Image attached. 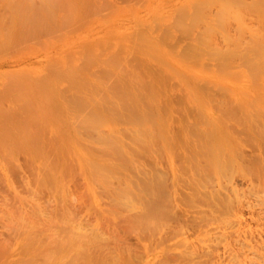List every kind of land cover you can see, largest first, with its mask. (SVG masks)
<instances>
[{
    "label": "bare ground",
    "instance_id": "1",
    "mask_svg": "<svg viewBox=\"0 0 264 264\" xmlns=\"http://www.w3.org/2000/svg\"><path fill=\"white\" fill-rule=\"evenodd\" d=\"M8 1V0H7ZM14 1H17V0H13V2L12 3H10V4H13L12 6H14V4H15V2ZM19 1H21V0H19ZM25 2V4H26V1L27 0H24ZM52 1H54V0H52ZM71 0H66V5L68 6V2H70ZM77 1V0H76ZM75 0H72L71 2H70V4L72 5V8L74 7L75 8V10H77L78 11V9L79 10H81L82 12L80 13L81 14V16H79V11H78V13H77V11H76V13L78 14V16L81 18L82 17V13L84 12V14H85V10H84V5H86V8L87 7H89L88 9H89V11H90V15H91V13L93 14V11H95V9H97V8H93V6L91 7L90 5H89V2L88 1H91V0H86L87 1V4H84L86 1H84V3L82 2L83 0H80V4H84V5H82V7L81 8H79V6H78V8L77 7H75V4L76 3H78V2H76ZM98 1V0H97ZM104 1H106V0H104ZM103 0H102V2H104ZM110 2V0H107L106 2L107 3H109ZM115 1H117V0H114V2ZM120 1V0H119ZM124 1V0H123ZM11 2V1H10ZM23 2V1H22ZM38 2H42L41 0H38ZM48 2L50 3V0H48ZM48 2H47V5H48ZM55 2V1H54ZM54 2H52L53 3V6H51L52 5V3H50L51 5V9H52V7H54ZM56 2H60V1H56ZM72 2H73V4H72ZM74 2H76V3H74ZM101 2V3H102ZM112 2H113V0H112ZM113 2V3H114ZM29 3H30V0H29ZM46 2H43V4H45ZM64 4H65V0H64V2H63ZM107 3H105V5H106V7H100V13L101 14H103V12H106V11H104L103 10V12H101L102 11V9L104 8L105 10H107V12H108V14H111L112 15V7H113V4L111 3H109V4H107ZM9 3H7V5H8ZM20 4H22V3H20ZM20 5V8H22L21 10H20V8H19V10L21 11L20 13L22 14L24 11H23V7H25L26 5ZM63 4V5H64ZM70 4H69V6H70ZM103 4V3H102ZM55 5H58V7L61 9V7L63 6H60V3H55ZM88 5V6H87ZM99 5V4H98ZM97 5V6H98ZM112 5V6H111ZM115 5V4H114ZM6 5H4V7H5ZM10 6L11 5H8V6H6L4 9H10V11H9V9L7 10L6 9V11H7V15H9L10 17L12 16V18L14 17L13 15H12V12L14 13L15 12V10L14 9H16V8H18L17 6H19L18 5V2H16V8L14 7V9L12 8V6H11V8H10ZM29 6H30V4H29ZM32 6V5H31ZM39 6V5H38ZM37 6V7H38ZM41 6V5H40ZM65 6V5H64ZM63 6V7H64ZM26 7H28V4H27V6ZM46 7H48V6H46ZM45 7V8H46ZM58 7H56V9L58 8ZM90 7L91 8H93V9H90ZM41 7H39L38 8V11L39 12H42V11H44L45 9H44V7H42L44 10H42V11H40L41 9H40ZM55 8V7H54ZM77 8V9H76ZM102 8V9H101ZM107 8V9H106ZM115 8V7H114ZM11 9H13V11H11ZM40 9V10H39ZM55 9V10H56ZM59 9V10H60ZM67 9V8H66ZM83 9V10H82ZM19 10H18V12H19ZM25 10V9H24ZM37 10V9H36ZM36 10H32L33 12V16L34 17H36V13H37V11ZM69 10V9H68ZM68 10H64L65 12H64V15L65 14H67V12L66 11H68ZM74 10V11H75ZM92 10V11H91ZM113 10H115V9H113ZM25 11H27V10H25ZM34 11H36V13L34 12ZM52 11V10H51ZM58 11V10H57ZM62 11V10H61ZM70 11V10H69ZM68 11V12H69ZM98 11V10H97ZM16 12H17V10H16ZM31 12V11H30ZM38 12V13H39ZM44 12H47V11H44ZM49 12V11H48ZM53 12H54V9H53ZM106 12V13H107ZM10 13H11V15H10ZM27 12H25V14H26ZM37 13V15H39V16H37V19H38V17H40L41 15H43V13L42 14H38ZM57 13V12H56ZM55 13V14H56ZM59 13V12H58ZM70 13V12H69ZM67 14V17L64 19L65 20V22L66 21H68V23H70L71 21L68 19L67 20V18H68V15H70V14ZM17 14L18 13H16V16H17ZM21 14H18L20 17H22V15ZM52 14V13H51ZM50 14V15H51ZM55 14H53V15H55ZM60 14H62V15H58L59 16V19H61V21H62V17H63V13H60ZM83 14V15H84ZM94 14H95V16H96V13L94 12ZM101 14H99V15H101ZM32 15V14H31ZM46 15H48V17H49V13H47V14H44L43 16H45V17H47ZM73 14H71L70 16L71 17H73L74 19H72V20H76L75 19V17H74V15L72 16ZM104 15H105V13H104ZM26 16V15H25ZM57 16V15H56ZM55 16V17H56ZM62 16V17H61ZM77 16V17H78ZM102 16V15H101ZM107 16H109V18H110V15H107ZM194 16V15H193ZM202 16V15H201ZM204 16V15H203ZM219 16V15H218ZM0 17H2V16H0ZM44 17V18H45ZM47 17V19H49L50 17H51V19L53 18V16H50L49 18ZM90 17H92V16H90ZM102 17H104V16H102ZM153 17H155V15L153 16ZM195 17H196V15H195ZM221 17V16H220ZM18 18V16L17 17H15L14 19L16 20ZM25 17H24V15H23V22H25L26 20V18L24 19ZM79 18V22H82V24H80V25H83V23H84V21H81L82 19L84 20V18L82 17V19H80ZM95 18V17H94ZM98 18H99V16H98ZM109 18H106V19H108V20H110ZM192 18H194V17H192ZM197 18H199V17H197ZM196 18V19H197ZM206 17H204V18H201V19H205ZM216 18H218V17H216ZM223 18V17H222ZM1 19H3V17L2 18H0V20ZM5 19V18H4ZM4 19H3V23L2 22H0V27H1V24H2V27L3 26H8V23H10L9 21H7V20H9V18L7 19V20H5V21H7V25H3L4 24ZM19 19V18H18ZM29 19V18H28ZM31 19V18H30ZM29 19V20H30ZM36 19V18H35ZM34 19V20H35ZM43 19V18H42ZM49 20L48 22L50 23H52V20ZM55 19H57V18H55ZM54 18H53V22H55L54 20H55ZM78 19V18H77ZM100 19H101V17H100ZM25 20V21H24ZM44 20V19H43ZM42 20V21H43ZM58 20V19H57ZM195 20V19H194ZM197 20H199V19H197ZM20 22L22 21V18H21V20H19ZM37 21V20H36ZM59 21V20H58ZM58 21H56V22H58ZM61 21H59V23H60V25H62L61 24ZM78 21V20H77ZM86 21V20H85ZM101 20H99L97 23H105L106 24V21L104 22L103 21V19H102V21L100 22ZM152 21V20H151ZM202 21V20H201ZM32 23H33V21H31ZM45 22H47V21H45ZM55 22V23H56ZM64 21H62V23L64 24L65 23ZM73 22V21H72ZM14 23V22H13ZM12 22L9 24L10 26H8L9 28H11V29H16V30H14V32H12V33H14V34H16L15 32L18 30V28H17V26H18V24L19 23H17V24H13ZM36 23V22H35ZM39 23V22H38ZM37 23V25H39ZM74 23V22H73ZM86 23V22H85ZM84 23V24H85ZM5 24H6V22H5ZM22 24V23H21ZM20 24V25H21ZM30 24V23H29ZM44 24V23H43ZM42 24V22H40V27H41V25L42 26H45L46 27V23H45V25H43ZM77 25V22H75L73 25H72V23L69 25V24H67L69 27L68 28H70L71 27V25H72V27L70 28V29H74V25ZM33 25V24H32ZM75 25V26H76ZM79 25V26H80ZM22 26L24 27L25 26V28H27L26 27V22H25V25H23L22 24ZM30 26V25H29ZM28 26V27H29ZM49 26H52V25H49ZM56 26V25H55ZM63 26V25H62ZM62 26L60 27V28H62ZM79 26H76V27H78L79 29H80V27ZM8 27H6V28H4V29H2V28H0L1 30H0V35H1V32L3 31V30H5L6 31V29L8 28ZM57 27V26H56ZM64 27H66L65 25H64ZM63 27V28H64ZM75 27V29H78V28H76ZM9 28H8V32H10V31H12V30H10L9 31ZM31 28H34V29H37V28H35V26H31ZM60 28H55L56 29V31H58L57 29H59V31H60ZM107 28V27H106ZM43 29H45V28H40V30H42L43 31ZM47 29H48V27H47ZM49 29H51V30H53V31H55L53 28H50L49 27ZM48 29V31H50ZM65 29H67V28H64L63 29V31L65 30ZM31 30V29H30ZM39 30V31H40ZM34 31H36V30H34ZM39 31H38V33H36L35 35H39ZM45 31V30H44ZM43 31V32H44ZM52 31V32H53ZM58 31V32H59ZM69 31V30H68ZM67 31V32H68ZM72 31V30H71ZM71 31H69V32H71ZM76 31V30H75ZM98 31V30H97ZM100 31H102V29L100 30ZM99 31V32H100ZM126 31H128V30H126ZM37 32V31H36ZM41 32V31H40ZM47 32V31H46ZM62 32V31H61ZM74 32V31H73ZM3 34L5 33V32H2ZM12 33H8L6 36H8L9 34H10V36L12 35ZM21 33V32H20ZM50 33H51V31H50ZM43 33V35L45 34V35H47V34H49L48 36H51V34H53V33ZM60 33V32H59ZM2 34V35H3ZM14 34L12 35V38H14V42H16V37H13L14 36ZM18 35H21V34H19V33H17ZM33 34V33H32ZM99 34H101V33H99ZM106 34H108V36H105V37H107L108 38V40H109V43H106V38H104V39H101V37H100V35H99V37H97V38H94L93 39V44H94V46H95V49L93 48L92 50H90V48H88V49H86L85 48V45L83 46L84 47V50H83V52H85V54L82 56H79V57H81V62L79 61V64H78V62H77V64L75 65V64H73L74 63V61L72 60V61H70V63H68L69 65H67V66H69V70L71 69V73L69 72L68 74H67V76L66 77H68V79L67 80H74V78L75 79H78L77 81H80V84H78L79 86L77 87V85L75 86V84H76V81H75V83H74V81H73V83H71V82H66L67 84H69V83H71L73 86H75V88L71 85V84H69V85H67V84H65V85H67V86H69L68 88H67V90L69 91V88H74V90L72 89L71 90V95L73 94V96L74 95H76L75 97H71V99H69V98H67V99H64V98H66L65 96L67 95V94H69V93H60V92H58V93H56L57 95L59 94L60 96H61V98H63L65 101L66 100H68L67 102H74V100H76V102H78V101H80L79 102V106L77 107V108H79L78 110H76V112L74 111H70V109L71 110H74V108H71V106L72 107H74L73 105L75 104V102H74V104L73 105H71L72 103L70 102V108H69V111H67V110H65V111H60V109L59 110H57V112L59 111V113H62V114H64L63 115V121L61 122V123H63V125H65L64 127H67V129H65L64 127H62V125H61V123L59 122V123H56V124H59V126H56V129L57 128H64L66 131H64L63 132V134H58L59 135V137H60V139H62V142H63V145H61L60 143H59V141H61L60 139H53V137H52V139L50 140V138L49 137H47V139H49L50 141H52V142H50V143H53L52 145L50 144L49 146H51V149L53 148V146H55V150L54 149H52V152H50V151H48V152H50V153H52V154H55L56 156L54 157V155H50L49 156V154H48V152L46 151L45 153H46V155H45V157H41L43 154L41 153V155H39L38 154V152H43L44 153V150H47L48 148H49V146H46V147H48V148H43V146L46 144V142H41L39 139L40 138H43V137H40V135H39V139H38V143H37V139H36V137L34 136V135H37L38 136V134L40 133H42V131L43 130H41V129H44L43 127L44 126H46V125H48V124H50V123H48V124H44L43 122H47V120H46V117H45V115H43V111L44 110H41V109H39V107L42 105V107H43V103L42 104H40L39 103V101H40V99H39V97H37L36 95H38V93H39V89H41L42 88V86L41 85H43L44 83H43V81H42V84H41V81H40V83L39 84H41L40 85V88H37V89H35V91H36V95H34V96H36L38 99H39V101L38 102H36V100H35V103L38 105V104H40V106L38 105V108H37V105H36V107H34L32 104V106L34 107V108H37V109H39L41 112H42V114L40 113V119L43 121L42 122V124H44V126L41 128L40 126H39V124L41 123V121L39 122L38 120H36L37 119V117H35V120L33 119V117H28V116H26L27 117V119L24 117V121H23V123L25 122L26 124H24L25 125V127H27V128H25V127H23L24 128V130H23V128H22V126L21 125H16V120H15V123H14V121H10V120H14V119H17L15 116V118H13V113H10V111H12V110H9V114H11L10 116H12V118L9 120V123H7L6 125H10V122L12 123V124H14L13 126H19V128H20V131L21 132H23V131H25L26 129H28L27 130V132H28V134L27 133H25V134H27L28 136H26V137H28V139L29 140H26L25 138L23 139V136H21V132H18V131H16L17 133H18V138H15V140H18L19 141V143L22 141V143L21 144H19V143H17V145H18V147H21L20 145H23L22 146V149H20L21 150V152L25 149V151H23L22 153H24L25 154V152H28V153H26V154H28L29 155V157L28 156H26L25 157V159H27L28 161H31V162H33L34 163V167H32V169L34 170V173H32V170H31V173H32V175H31V173H30V167L29 166H32V164L31 165H28L29 164V162L27 161H25L26 163H27V165L28 166H26L27 168H29V174H28V178L27 177H25V178H23V182H24V186L26 187V189H22V191L23 190H25V192L24 193H22V192H18V189L16 190V187H14L13 185H12V183H11V179H13V178H10L11 177V175H9V171H8V168L5 166L6 165V163L5 162H3L5 159L7 160V158H5L3 161H2V159L0 158V179L1 180H3V182L2 183H4V186L3 187H5L6 189H7V193H9V191H11V194L13 195V198H9V195H10V193H9V195H6V194H1L0 195V213L2 212V214H0V217H1V219L3 220L2 221V228L4 227L5 228V230H4V228H3V230H4V234H8V236H9V238L10 237H12V236H14L12 239H14V238H16V237H18L19 239L20 238H22V239H26V241L27 242H29L28 241V239H32L33 238V240H35L34 239V237H36V240L38 239L37 238V236H39V235H41V234H39V232H40V230L42 231V232H44L43 233V238L41 237V239L42 240H45L46 241V239H49V237H46V236H44L45 235V233H47V232H49V234H51L52 232H50L51 230L49 229L50 227V225L52 224H55L56 226H62V228H60L61 229V231L63 230V226H64V231H66L67 229V231H66V233L64 232V234L65 235H67V232H69V231H72L71 232V234H70V232H69V234H68V236L69 235H74V236H79V237H83L84 238V240H86V238H87V240H93L94 238V240H99V239H102V240H99V241H105V239H109L110 237L111 238H113L112 237V234H114L113 236H115V233H116V238H117V240H118V242H119V237H120V235L119 234H117V228L119 227V223H120V225L122 224L123 225V230L121 229V228H119V230L121 231H125V232H127V228L124 226L125 225V223H127V225L129 224V229H128V232H130L131 233V231L133 232V234L134 235H131V238H134L133 236H136L137 238H140V239H142V237H147L148 238V236H152V235H155L156 236V239H155V237L153 238V240H157L156 242L157 243H155V244H157V246H158V243H162V242H159L160 240H161V238H162V236L164 235L163 234V231H162V235L159 233L160 232V230L161 229H163V226H166L167 224H168V221L170 220H172L173 221V219H170V215L172 216V215H174V209L176 210V211H178L179 212V215L181 214L180 212H182V214H183V210L182 211H179V210H177L178 209V207H177V205L179 204V200H177V199H171L172 197H176V196H174L173 194V196L171 195V192H172V188H174L175 190H176V188H177V186L178 185H180L179 186V191L180 192H182L181 191V184L182 183H176V182H183V180L184 179H186L187 177H188V174H189V177L187 178L188 179V181L187 180H185L184 182H189L188 184H190L189 185V187L191 188H188L187 187V185H185V184H187V183H184L183 185V187L185 188V187H187V189H189V190H191V196H187V197H185L186 195H184V196H182V198L183 197H185V198H187V199H189V200H187V199H184L183 198V200L184 201H190V204L187 202V204H189L188 205V208H186L187 207V205L183 202V204H185V206H183L184 208H186L188 211H189V208L191 207H193V205L195 206V204H197L196 206H199V208L202 206V205H204V202L207 200V197L209 198V200H208V202H209V205L207 204L208 202H206L205 203V206H206V204L209 206V207H201L200 208V210H203V216H204V211H206L205 213H206V215L205 216H207L208 215V213H209V215H212L213 216V220H214V217H216L217 218V216L220 218H217L218 220H220L221 222H223L222 223V225H221V223H218L219 224V228H221L222 226L224 227V225H225V227L224 228H222V229H218V232H217V230H216V227L214 226V230H213V228H211L213 225L212 224H214L213 223V221L211 222V223H208V222H210L211 220H209L208 221V218H205V220H206V222L207 223H204V224H206V225H208V224H210L209 225V227L208 226H206V225H202L201 223H203V222H201L200 220L201 219H199V218H201L202 217V213L201 212H199L200 210L199 209H197L196 210V208L195 209H191L190 208V212H189V215H190V213L192 212V211H194L195 210V212H199L200 214L198 215V218H196V214L194 213V217L196 218V219H198L199 221H197L196 219H193L192 220V217L190 218V216L188 215L187 216V219H186V216H185V218H183V216H182V214H181V216H179V215H177V213H175V216H177V218H181V220H183L184 222H182L181 220H179V221H181V222H178V219L176 218V217H173L174 219H177V221L176 222H172V223H177V224H175V226H177V227H180V226H182L183 225V223H185V225H183V226H185V227H187V226H190V228H193V225L196 223V225H197V227H196V225L194 226V228L196 227V230H197V228H198V225H199V222H201L200 223V226L202 225V226H204L203 228H206V230L208 231V230H213V233L215 232V230H216V232H215V234L217 235L218 233H220V234H222V235H224V236H226L227 235V233H228V227L230 226V228L232 227V223H235L236 224V221H237V227H239V223H241V227L240 228H237V229H234V227H233V229H231V230H229V234L228 235H230L232 238L234 237V239H233V241L231 242V238L229 239V237L227 238V237H224V236H220V239H221V241L222 240H225L226 238V242L225 243H221L222 245L223 244H226V246L225 245H223V246H220V248L221 247H223L222 248V250L221 249H219V246H218V249L217 250H221V251H217V252H215L214 254H213V252L212 251H214V250H212V248L213 249H216L217 248V246H215V244H214V246H213V243H216V242H218V241H216L217 239H218V236H216V235H213V233H212V231H211V235L209 236V234H210V232H208V235L207 236H209L210 238H209V240L211 241L212 239L211 238H214V240H212L213 242H209V240H208V237H206V236H197L198 237V239L199 240H203V238H206V240H208L207 242H205V240H204V243H210V244H206V245H200V246H202V248H200V246H199V242L197 243V242H195L194 240H193V242H194V244H198V246H199V248L197 247V244H196V246H193L194 244L193 243H190V244H193L192 246L194 247V248H192V247H190L191 245H187V243L189 242V240H191V237H190V239L187 241V239H188V237H187V235H189V234H191V233H189L188 232V234H186L187 232V230L189 229L188 227L185 229H183V228H178L179 230H181V231H183V230H185L184 232H186V233H184L183 232V235L184 236H186L187 237V239L186 240H183V241H187V243L185 244L186 246L185 247H183L184 246V244H183V248H179V250H181V251H179V252H169L168 250V252L166 251V250H164L165 249V247H167L168 245L170 246V244H164L165 245V247L163 248V250H162V252L164 251V252H167L166 254V256H170V257H172L173 256V254H177L176 255V257H177V259L179 258V259H181V258H184V256H187V257H189L188 255L190 254V256H192V258H191V260H192V262H189L190 260H187L186 259V257L184 258V259H182V260H186L187 262H186V264H189V263H191V264H264V232H263V230H262V232L260 231V229L258 230L257 228H256V230L258 231V233L259 232H261V233H259L258 235H254V233L252 234L251 233V230L254 228V226L256 227L257 225L256 224H254L252 227H251V218H249L248 219V221H250L248 224H249V226L252 228H250L249 226V228L251 229V230H249V228L248 229H242V225H243V220L241 221V220H239L240 218H243V217H241L240 215H237L238 213H237V211H232V209H234L236 206V208H238V206L240 207V206H243V207H245V208H248V207H246V206H244V205H249V203L251 202V201H249L248 199V201L249 202H247V200L245 201L242 197H244V195H242L241 196V194L240 193H245V195H247L249 192L250 193H252L251 195L253 196L254 195V197H253V199H254V201H255V203H254V201H253V203H254V205H256V204H260L259 205V207L262 205L263 207H256V209H255V206H254V208H253V205L252 204H250V206L253 208V209H255L256 211L257 210H259V211H261L259 214H260V216H261V214L264 212V171L262 172V170H264V134L263 135H261L260 134V136L261 137H259V135H258V132L260 131H262V132H264V127L262 126V125H264V123L261 125L262 127H263V129H259V127L261 128V126L260 125H258L259 123H261V119H260V121H259V117H261V116H263L264 117V115H262L261 113L264 111H261L262 109L261 108H257V109H260V110H258V111H260V112H258L259 113V115H261V116H259L258 117V120H257V116H258V113H257V109H255V110H253V107L252 106H255V103H253V102H255L254 100H251L252 98H257V99H260V102H258V106H259V104L260 103H262L263 104V102H261L263 99H264V92H261L260 91V89H259V87L261 86H258L260 83L262 84V87H263V82H257V83H259L257 86H258V90H257V92H256V88H255V86H253L252 85V83L250 82H248L249 84H251L250 86L251 87H254V90H255V92H252V91H250V89L248 88V83H247V85L245 84L246 82V80L245 79H242V80H244L243 81V84L242 85H236V84H230V83H227V82H230L229 80L226 82L228 85H230V86H226L225 85V82L224 81H226V79H228V78H224V76H223V78L225 79L224 81H220L221 80V77H220V80H216V81H219L218 83H220V85L221 86H225V87H228V88H231L230 89V91H232V92H230L231 94V96L229 97V93H228V91H227V93H228V95H226V91H224V92H222V91H217V90H219L218 88L219 87H217L216 85L218 84L217 82L215 83L216 85V87H217V89H215V88H213L212 87V90L214 89V90H216L217 91V94L218 93H224L225 95V97L223 98L224 99V101H226L227 99V103H226V105L225 104H223V102H222V104L223 105H225V107H227L228 105H230L231 103L233 104V107H232V104H231V106H228V109L230 108L231 110H233L232 108H234V106L236 105V108L238 107V104L239 105H243L244 106V103L246 104H248L250 101H251V103H253L254 105H252L251 103H249L248 105H250L251 107H252V113H251V116L252 115H255L256 116V121H255V117H253V121H255V122H257V123H255V124H257L256 126H257V128L255 129V130H259L258 132L256 131V133L255 134H257L256 136H258V138H255L254 136H253V134H254V132H253V134H251L250 133V135L251 136H247L246 138H249V137H251V139L252 140H256V139H258V143H253V142H251V144L253 143L254 145L253 146H251L252 148H258L259 149V153H258V156H256L257 155V153H255L254 152V154H252V155H249L248 153V151L247 152H245L244 153V151H243V149L241 148L240 149V151H236L235 152V154L233 153V144L231 143V140L235 143V142H237V141H239V140H237V141H235V140H233V135L231 136V137H229L230 139H228V138H226V137H224L225 135H227V133H226V130H224L225 128H227L226 126H225V124H223L222 125V123H224V122H222V123H220L221 122V119L219 118V116L218 115H216V116H214V117H217L218 119H219V124H221L222 125V128H223V133L221 134V136H223V134H225L223 137H224V139H221V138H223V137H219L220 136V129H218V124L216 123V120H218V119H213V117L211 116L210 117V119L211 120H209L208 119V121H207V118H205L207 115H205L204 113H203V111H201V109H203V105H202V107L201 108H199V110L202 112H199L198 111V109H196L197 111H198V113H196L195 111H194V108H197V106L196 107H193V111L195 112H193L192 110H191V108L188 110V108L187 109H185V111L187 112V111H189V114H190V112H193V116L195 115V114H197V115H195V116H197V117H199L200 116V119H202L201 118V114H203V115H205V117L204 116H202L203 117V119H202V121L203 122H201V120L199 119V121L202 123V124H205V122H204V120L206 119V127H208L207 125H209V124H207V123H212L211 125H212V127H210V131H211V133H214L213 131H218L219 132V136L218 137H216V139H215V141L212 139L213 137H211V136H209V139L207 138L206 139V137H208L207 135L205 136V141H204V139H203V141H198V140H196V136H197V138H201V136H202V134H204L203 133V131L202 130H204V129H200V128H196V129H194L196 126H195V123H196V121H193V119H192V121L194 122H192V123H190L189 121V123L190 124H194L193 126H191V128L192 129H189V127H190V124L188 123V125H189V127H187L186 129H189L187 132H185V134L187 133V134H190L191 135V137H192V132H193V130H195L194 132H196V130H198L199 131V129L202 131H200V135L201 136H198V133L196 132V134L194 133L193 134V136H195V137H189L190 135H186V137H188L187 139H189L188 141L190 142V141H192L193 139L195 140V142H193L192 141V143L189 145L188 143H186V144H188V148L185 146L183 149H184V151H182V152H180V150H179V152H180V154H182V156L187 160H185V162L186 163H188L187 165H185L187 168H189V170L187 169V171H185V172H183L182 171V173H183V175L184 174H186V172L188 173V174H186V175H184V177L185 176H187L186 178H184V179H182V177L181 178H179L180 177V171H181V168L180 167H182V165L181 164H179V163H182V162H184V161H181V162H179V160L181 159V160H183L182 158H180V157H177V152L175 151V150H177L176 149V147H177V145L178 144H176V143H178V142H176L178 139L180 140V137H181V140H182V136H180L179 135V133H180V130L179 129H182V128H184L183 127V123L182 122H180V123H182L181 125H182V128H179L178 126V128H174V127H176V125L174 126L173 125V127L170 125V123L168 124V121H166L165 119H168L169 120V118H170V116H168V112L167 113H165L166 114V116L164 115V113L163 112H166L165 111V109H164V111L162 112V110L163 109H161L160 107H166V106H164V102H163V104H162V98L159 96V95H157L158 94V90H157V86H154L152 83L153 82H151V80H149V84L151 85V86H148L149 84H148V82H147V80L146 79H148V77H147V75H146V70L143 68V64H142V67H140L139 68V66L138 67H132L131 65V67L130 66H127V65H125V64H123L121 61L120 62H118L116 59H114L115 61H117L118 63H115V61L114 60H112V58L114 57H112V23L109 25V23H108V28L106 29ZM18 35H17V37H18ZM37 35V36H38ZM43 35H42V37H43ZM44 35V36H45ZM56 37L58 36H60V34L59 35H56V34H54ZM54 35L53 36H51V37H53L54 38ZM98 35V34H97ZM104 35V34H103ZM4 37H3V39L5 38V40H6V36L5 35H3ZM9 36V37H10ZM30 36H32V35H30ZM36 36V37H37ZM41 36V35H40ZM61 36H62V34H61ZM64 36V35H63ZM81 36H83V35H80V37ZM102 36V35H101ZM127 36V35H126ZM1 37V36H0ZM20 37V36H19ZM21 37H23V36H21ZM45 37H47V36H45ZM57 37V38H58ZM79 37V38H80ZM8 38V37H7ZM31 38V37H30ZM38 38H39V36H38ZM56 38V39H57ZM83 38V37H82ZM122 38V37H121ZM1 40L0 42H2V41H4V40ZM19 38H17V42L18 41H20V39H22V38H20L19 40H18ZM37 39V38H36ZM42 39V38H41ZM55 39V40H56ZM59 39V38H58ZM92 39V37L89 39V40H91ZM8 40H10L9 38H8ZM24 41H26V39H23ZM40 40V39H39ZM39 40H37V42H39ZM119 40V39H118ZM117 40V41H118ZM125 40V39H124ZM7 41V40H6ZM12 41V40H11ZM46 41H48V40H46ZM13 42V41H12ZM13 42V43H14ZM23 41H21V43H22ZM229 42V41H228ZM235 42V41H234ZM234 42H229V43H231V44H233ZM3 43V42H2ZM10 45H13V44H11V42H8ZM7 42L6 43H4L5 45H8V47L7 48H9L10 50V52H12V50H11V47H9V44H8ZM23 43H26V42H23ZM83 43V42H82ZM1 44V43H0ZM14 44H16V43H14ZM19 44H20V42H19ZM39 44H41V42L39 43ZM84 44V43H83ZM90 44V43H89ZM119 45V47H121V45H123V43L121 42V44L120 43H118ZM235 44H237V43H235ZM17 45V44H16ZM22 45V44H21ZM27 45V44H26ZM13 46H15V45H13ZM13 46H12V48H13ZM19 47L18 48H20V45H18ZM38 46V45H37ZM91 46V45H90ZM230 46V45H229ZM228 46V47H229ZM235 47L234 46V44L233 45H231V47ZM1 48H2V46H0ZM16 47V46H15ZM22 47V46H21ZM26 47V46H25ZM24 47V48H25ZM36 47V46H35ZM44 46H40L39 48L41 49V48H43ZM233 47H232V51H234L233 50ZM17 48V49H18ZM45 48V47H44ZM43 48V49H44ZM122 48V47H121ZM17 49H15V50H17ZM86 49V50H85ZM119 48H117V50H118ZM204 49H207V48H204ZM203 49V51L202 50H200V51H202V52H204L205 50ZM225 49H227V48H225ZM230 49V48H229ZM237 49H239L238 47H237ZM1 50V49H0ZM3 51H5L4 49H2ZM52 50V49H51ZM115 50H116V48H115ZM114 50V52H116ZM121 50V49H120ZM124 50V49H123ZM210 50V49H209ZM228 50V49H227ZM239 50H241L242 51V53H243V50L242 49H239ZM2 51V52H3ZM8 51V52H9ZM14 51V50H13ZM30 51V50H29ZM131 51H133L132 49H131ZM194 51V50H193ZM198 51V50H197ZM210 51H213V50H210ZM210 51H208V52H210ZM217 51H219V49L217 50ZM226 51V50H225ZM225 51L223 52L222 51V53L224 54L225 53ZM230 51V50H229ZM228 51V52H229ZM5 52H7V51H5ZM31 52V51H30ZM113 52V53H114ZM139 52V51H138ZM189 52V51H188ZM207 52V51H206ZM208 52H207V54H208ZM227 52V53H228ZM237 52V53H236ZM236 52L234 53V54H239L238 53V51L236 50ZM240 52V51H239ZM0 53H1V51H0ZM4 53V52H3ZM118 53H119V51H118ZM120 53H121V51H120ZM133 54H138V53H135V51H133L132 52ZM211 53V54H210ZM209 54H210V56L211 57H209V56H207L206 54H205V52H204V54L207 56V57H209V59H211L212 58V55H216V54H214V52H213V54H212V52H210ZM226 53V54H227ZM66 54H68V53H66ZM140 54V53H139ZM187 55L189 54V53H186ZM203 54V53H202ZM225 54V55H226ZM233 54V55H234ZM244 55H245V52L243 53ZM249 54H251V53H249ZM260 54H262V53H260ZM65 55V54H64ZM71 55V57H72V54H70ZM69 55V56H70ZM113 55H116L115 53L113 54ZM194 55V54H193ZM199 55V54H198ZM224 55V56H225ZM232 55V54H231ZM241 55V54H240ZM239 55V56H240ZM252 55V57L250 56V55H246V57L247 56H250V57H247L248 59L250 58V60H248L247 58L246 59H244V61H242V64H243V67H247L248 65H256V67L257 66H259L260 64H261V62L262 61H260V64H257V63H259L258 61H259V58H261L262 56L261 55H259L258 53H257V55L259 56H257L256 54V56L258 57V58H256L255 56H253L254 54H251ZM264 55V54H263ZM51 56V55H50ZM184 56H186V55H184ZM192 56V55H191ZM196 56V55H195ZM194 56V57H195ZM200 56V55H199ZM229 56H230V54H229ZM242 56V55H241ZM116 57H118V55L116 56ZM122 57V56H121ZM120 57V58H121ZM253 57H255L257 60L255 61V59L253 58ZM264 57V56H263ZM70 58V57H69ZM115 58V57H114ZM123 59L125 58H127V57H122ZM131 58V57H130ZM130 58H128V59H130ZM132 58H133V56H132ZM183 58V57H182ZM186 58V57H185ZM215 58V60H219V59H217V57H214ZM214 58H212V59H214ZM219 58V57H218ZM228 58H230V57H228ZM228 58H227V61H225L226 63H224V62H222V61H220V63H224V65H222L221 64V66L223 67V68H226L227 66H231V64H227L228 63ZM254 59V60H252V59ZM48 59H50L49 57H48ZM72 59V58H71ZM122 59V60H123ZM128 59H127V61H128ZM188 59H189V55H188ZM191 59V58H190ZM232 59H235V58H232ZM54 60H55V58H54ZM246 60H248V63L249 64H245V63H247V61ZM264 60V59H263ZM53 60H51L50 62H49V60H48V62H47V64L48 63H50L51 64V62H52ZM66 61V60H65ZM124 61V60H123ZM136 61V60H135ZM134 61V62H135ZM252 63V61H255V63H250V62ZM16 62V61H15ZM55 63H57V64H59V60H55L54 61ZM131 62V61H130ZM137 62V61H136ZM167 62V61H166ZM219 62V61H218ZM217 62V63H218ZM229 62H230V60H229ZM257 62V63H256ZM65 63V62H64ZM119 63H121V64H119ZM138 63V62H137ZM137 63H135V65L137 64ZM146 63V62H145ZM155 63H157V62H155ZM160 63V62H159ZM168 64H169V62H167ZM192 63H194V62H192ZM215 63V62H214ZM214 63H212L213 65H215ZM231 63V62H230ZM239 63H240V61H239ZM235 64L237 67H238V65H241V63L240 64ZM263 63V62H262ZM47 64L45 63V69L47 70V68L48 69H52L53 67L51 66L50 67V65L49 66H47ZM141 64V63H140ZM148 64H150V63H148ZM195 64V63H194ZM193 64V65H194ZM219 64V63H218ZM218 64L216 65V66H218ZM227 64V65H226ZM53 65V64H52ZM61 65V64H60ZM133 65V64H132ZM134 65V66H135ZM138 65V64H137ZM175 65V64H174ZM174 65H173V67H174ZM186 65V64H185ZM190 65H192V64H190ZM196 65V64H195ZM199 65V64H198ZM202 65H203V63H202ZM202 65H200V67L202 68L203 66ZM232 65H234V64H232ZM235 65H234V67H235ZM245 65V66H244ZM255 65L254 66H252V68L251 67H249L248 66V68L251 70L252 69V71H250V70H248V68H247V71L246 72H252V74H253V71H255ZM54 66V68L55 67H57L55 64L53 65ZM67 66H64V67H66L67 68ZM146 66V65H145ZM172 66V65H171ZM178 66V65H177ZM180 66V65H179ZM210 66V65H209ZM216 66H215V69H214V71L216 70ZM226 66V67H225ZM229 66V67H230ZM47 67V68H46ZM64 67H63V69H64ZM77 67H78V69H77ZM146 67H149V66H146ZM158 67V66H157ZM173 67H171V68H173ZM189 67V66H188ZM198 67V66H197ZM222 67L220 68L221 70H222ZM141 68H143V69H141ZM154 68H155V66H154ZM161 68V67H160ZM169 68V67H168ZM201 68H200V70H201ZM203 68H205V65H204V67ZM254 68V69H253ZM260 68H262V66L260 67ZM37 69V68H36ZM41 69V68H40ZM157 69H159V68H157ZM157 69H156V71H157ZM175 69H176V67H175ZM183 69V68H182ZM181 69V70H182ZM189 69V68H188ZM205 69H207V66H206V68ZM219 69V68H218ZM236 69V68H235ZM246 69V68H245ZM257 69V68H256ZM53 70H56V68L55 69H53ZM52 70V71H53ZM60 70V69H59ZM59 70H56V71H59ZM142 70V71H141ZM145 70V71H144ZM149 70H151L150 69V67H149ZM160 70V69H159ZM162 70V69H161ZM173 70V69H172ZM180 69H178V71H179ZM194 70V69H193ZM221 70H219V71H221ZM227 70H229V69H227ZM232 70H233V68H232ZM261 70V69H260ZM260 70L258 71V69H257V72H260ZM262 70H264V69H262ZM17 71H19V70H16L15 71V73L17 72ZM56 71H55V73H56ZM151 71H153V70H151ZM175 71V70H174ZM211 71H213V70H211ZM218 71V72H219ZM223 72H224V70H222ZM14 72V71H13ZM22 74H24L22 71H20ZM46 73L48 72V70L47 71H45ZM51 72V71H50ZM67 72V71H66ZM66 72H64V73H66ZM184 72V71H183ZM199 72V71H198ZM201 73H202V71H200ZM199 72V73H200ZM209 72V71H208ZM216 72V71H215ZM223 72L222 73H220V74H223ZM227 72V71H226ZM237 72V71H236ZM242 72H243V70H242ZM250 72L248 73V76H250L251 78H254V76L255 77H257V74H253V76H251L252 74H250ZM264 72V71H263ZM26 73V75H27V71L25 72ZM45 73V74H46ZM57 73H59V72H57ZM63 73V72H62ZM155 73H157V72H155ZM163 73V72H162ZM175 73H177L176 71L174 72V74ZM197 73V72H196ZM210 73H212V72H210ZM225 73V72H224ZM238 74H240V72L238 71L237 72ZM1 74V73H0ZM5 74V73H4ZM6 74H9L8 73V71H7V73ZM13 74V73H12ZM11 74V75H12ZM17 75H19L18 73H16ZM16 74H13L14 76L16 75ZM28 74H30L29 72H28ZM48 74H50V73H47V76H48ZM53 74H54V71H53ZM69 74H70V78H69ZM153 74V73H152ZM152 74H150V72H149V79L151 78V76L150 75H152ZM161 74V73H160ZM159 74V75H160ZM178 74H180V73H178ZM183 74H185V72L183 73ZM206 74V73H205ZM229 74H231V73H229ZM236 74V73H235ZM237 74V75H238ZM250 74V75H249ZM262 74V73H261ZM264 74V73H263ZM262 74V75H263ZM162 75H164V77H165V74H162ZM169 75V74H168ZM168 75H166V76H168ZM196 75V74H195ZM195 75H193V77L195 76ZM210 75V74H209ZM224 75V74H223ZM6 76V75H5ZM9 76V79L10 78H13V77H10V74L8 75ZM8 76H7V78H8ZM24 76V75H23ZM44 76V75H43ZM46 76V77H47ZM51 77L52 76H54L55 77V75H50ZM49 76V77H50ZM58 77H59V74L57 75ZM61 74H60V78H61ZM154 76H158V75H153L152 77H154ZM161 76V75H160ZM187 75L185 74V77H186ZM191 76V75H190ZM197 76V75H196ZM195 76V77H196ZM199 76V75H198ZM197 76V77H198ZM247 76V78H249ZM259 76H260V74H259ZM16 77V76H15ZM18 77V76H17ZM21 78H23L22 76H20ZM33 77V76H32ZM36 76H34V78H35ZM49 77H47V78H49ZM53 77V78H54ZM183 77H184V75H183ZM189 77V76H188ZM244 77H245V75H244ZM6 78V79H7ZM27 78H30L29 80H31V77L29 76V77H27ZM47 78H45V79H43V77L41 78V79H43L44 80V82H45V80H46V82H47ZM56 78V77H55ZM54 78V79H55ZM64 78V77H63ZM62 78V79H63ZM166 78V77H165ZM190 78V77H189ZM235 78V77H234ZM246 78V79H247ZM258 78V77H257ZM1 79V78H0ZM14 79H17V78H14ZM25 79V78H24ZM24 79H22L21 81H23ZM33 79V78H32ZM57 79V78H56ZM65 79V78H64ZM158 80V79H156V77L155 78H152V80ZM160 79V78H159ZM164 79V78H163ZM163 79H161V80H163ZM186 79V78H185ZM184 79V80H185ZM199 79H200V76H199ZM206 79V78H205ZM237 79H239V77L238 78H236V80ZM19 80H20V78H19ZM26 80H28V79H26ZM36 79H33V81H35ZM51 80H53V79H51ZM51 80L49 81V82H51ZM58 80V79H57ZM59 80H61V79H59ZM66 80V81H67ZM154 80V81H155ZM194 80V79H193ZM241 80V81H242ZM3 81V80H2ZM15 81H17V80H15ZM54 81V80H53ZM53 81L51 82L52 84L51 85H54V83H53ZM56 81V80H55ZM166 81H169L168 80V78L166 79ZM165 81V79H164V82H166ZM173 81L174 80H172V82L171 83H173ZM190 81V80H189ZM203 81H205V82H209V80H204L203 79ZM232 81V80H231ZM234 81V80H233ZM232 81V82H233ZM239 81V80H238ZM237 81V82H238ZM7 82V81H6ZM20 82V81H19ZM25 82V81H24ZM32 82V81H31ZM57 82V81H56ZM65 82V81H64ZM151 82V83H150ZM161 82V84L159 83V82H157V81H155V83H157V84H159V87L164 83H162V81H160ZM185 82V81H184ZM187 82H188V78H187ZM196 82H198V80L196 81ZM196 82L194 81V83H193V86H194V84L195 85H197L196 84ZM15 83V82H14ZM38 83V82H37ZM171 83H170V85H171ZM189 83V82H188ZM191 83V85H192V82H190ZM221 83H224V84H221ZM19 84V83H18ZM20 84H21V82H20ZM27 84H32L33 85V82L32 83H27ZM26 84V85H27ZM46 84V83H45ZM2 86L3 85H5V83H3V84H1ZM14 85V84H13ZM24 85H25V83H24ZM47 85V84H46ZM46 85H43V87L44 86H46ZM50 85V84H49ZM50 85V86H51ZM58 85V84H57ZM56 85V86H57ZM64 85V86H65ZM166 85H168V87L170 88L169 90H171L172 88L174 89V87H170L169 86V84H166ZM165 85V86H166ZM181 85V84H180ZM187 85V84H186ZM185 85V86H186ZM204 85V84H203ZM236 85V86H235ZM7 86V85H6ZM10 86V85H9ZM17 86V85H16ZM30 87H31V85H29ZM29 86H27V87H29ZM37 86H39L38 84H37ZM56 86L54 87H52V88H54V93L55 92H57L56 91ZM66 86V87H67ZM71 86V87H70ZM152 86H154V87H156V88H154V87H152ZM164 85H163V87H165ZM188 86H190V85H188ZM187 86V90H188V87ZM19 87H21V86H19ZM47 87H48V85H47ZM46 87V89L49 91V92H46V91H44V94H42L43 92V90H46L45 88L43 89V90H41L40 92H42L41 94H39L38 96H45V94H46V98L45 97H43L42 96V98H43V100L45 101V103L46 102H53V104H54V102L55 101H51L49 98L51 97V99H52V96H54L53 95V92H52V88H51V91H50V89L49 88H47ZM63 87V86H62ZM62 87H60V88H62ZM66 87H65V89H66ZM77 87V88H76ZM163 87H160V91H162V92H164L162 89H163ZM204 87V86H203ZM1 88V87H0ZM5 88V87H4ZM9 88V87H8ZM7 88V89H8ZM11 88H13V87H11ZM180 89H182V88H184V87H182L181 88V86L179 87ZM190 88H191V86H190ZM193 88V87H192ZM194 88H195V92H196V87L194 86ZM198 88H200L199 86H198ZM197 88V91L199 92V90L201 89H198ZM1 89H3V87L1 88ZM16 89V88H15ZM64 89V87L62 88V90ZM166 89V90H165ZM209 90L210 88L207 86L206 87V90ZM252 89V88H251ZM263 89V88H262ZM30 90V89H29ZM67 90H66V92H67ZM164 90L165 91H167V88L165 87L164 88ZM208 90H207V94H208ZM213 90V91H214ZM3 91H5V90H3ZM3 91H2V93H3ZM23 91V90H22ZM183 91V90H182ZM182 91H180V92H182ZM189 91V90H188ZM187 91V92H188ZM209 91H211V89L209 90ZM14 92V91H13ZM32 92V91H31ZM30 92V93H31ZM51 92H52V94H51ZM192 92H194V89L192 90H190V93H192ZM194 92V94L193 95H198V96H195V97H199L201 94H200V92L202 93V91H200L198 94H196ZM205 92V94H206V91H204L203 90V93ZM215 92V91H214ZM214 92H210V93H214ZM9 93V92H8ZM8 93L6 94V95H8ZM16 93V92H15ZM30 93H29V95H30ZM33 93H35V92H33ZM32 93V94H33ZM173 93V92H172ZM202 93V97H204V94ZM222 93L220 94V95H222ZM18 94V93H17ZM26 94V93H25ZM52 95V96H48V95ZM62 94V95H61ZM65 94V96H63ZM159 94H160V92H159ZM169 94V93H168ZM175 94V93H174ZM180 94V93H179ZM188 94H189V92H188ZM192 94H191V96H192ZM206 94V95H207ZM216 93H214L213 95H215ZM3 95V94H2ZM5 95V98L7 99V97H9V96H6ZM11 95H12V93H11ZM162 96H163V94H161ZM167 95V94H166ZM170 95V94H169ZM182 95H183V93H182ZM205 95V96H206ZM219 94H218V97L220 96ZM27 96H28V94H27ZM27 96H25V97H27ZM33 96V95H32ZM60 96H59V99H61L60 98ZM63 96V97H62ZM176 95H174V96H172V97H175ZM208 97H204V99L201 97V98H198L197 100L195 99V97L193 98V96L192 97H190L191 99L193 98L194 100H195V102L197 101V103L199 104V102H198V100L199 99H203V100H206V99H208V101L206 100V102L208 103L209 102V94L207 95ZM233 96V97H232ZM19 97V96H18ZM30 97V96H29ZM49 97V98H48ZM68 97V96H67ZM70 97V96H69ZM166 97V96H165ZM172 97H171V99H172ZM184 97V96H183ZM187 97V96H186ZM217 97V95H215V99L217 100V99H219L220 100V98L221 97H223V96H221L220 98H216ZM229 97V98H228ZM234 99V102H233V100H232V102H230L231 100L230 99H232V98ZM246 97H252L251 99H250V101L249 100H245L246 99ZM1 98V97H0ZM21 99L23 98V96H21L20 97ZM56 98V99H55ZM74 100H73V99ZM76 98V99H75ZM161 98V99H160ZM167 98V97H166ZM206 98V99H205ZM6 99H4L3 98V100H6ZM16 99V98H15ZM28 99V98H27ZM53 99H55V100H57V101H61V100H58V98H57V96L55 95V97H53ZM177 99V97L175 98V100ZM222 99V98H221ZM3 100H2V102L1 103H3ZM11 100H13V99H11ZM17 100V99H16ZM19 100V99H18ZM28 100H30V98L28 99ZM28 100H27V103H28ZM32 101H33V99H31ZM31 100L29 101L30 103H33V102H31ZM165 100H168V99H165ZM188 100H190L189 98H188ZM200 100V101H201ZM214 100V99H213ZM8 101V100H7ZM43 101V102H44ZM210 101H211V103L213 104H210V105H212V106H214V104H215V108H217V110L215 109V111L217 112L219 109H222V105L220 106V108L219 107H217V103L219 102L218 100H217V102H214V101H212V98H210ZM246 101V102H245ZM253 101V102H252ZM9 102V101H8ZM41 102V101H40ZM67 102H65L64 104H68ZM167 102H169V101H166V103ZM176 102H177V100H176ZM202 102H204V101H202ZM201 102V103H202ZM1 103H0V105H1ZM10 103V102H9ZM21 103V102H20ZM58 103V102H57ZM175 103V102H174ZM201 103L199 104V105H201ZM230 103V104H229ZM23 104V103H22ZM21 104V105H22ZM48 104V103H47ZM162 104V105H161ZM176 104V103H175ZM178 104V105H177ZM176 104V106H179V108H180V110H183V113H184V109H182V105H181V107H180V105L179 104H181V102L180 101H178V103ZM184 105H186V106H184V107H187V103L185 104V102L183 103ZM196 104V103H195ZM219 104V103H218ZM235 104V105H234ZM246 104V105H247ZM4 105V104H3ZM2 105V106H3ZM6 105V104H5ZM4 105V106H5ZM7 105H8V103H7ZM16 105H17V102H16ZM19 105V104H18ZM28 106H29V104H27ZM30 105V106H31ZM49 105V104H48ZM52 105V104H51ZM55 105H57L56 103L53 105V106H55ZM62 105V101H61V104H60V106ZM66 105H65V108H62V109H66ZM69 105V104H68ZM67 105V106H68ZM167 105H169V104H167ZM193 105V104H192ZM206 105V104H205ZM209 105V106H210ZM12 106V105H11ZM24 106V105H23ZM45 106H46V104H45ZM44 106V107H45ZM59 106V105H58ZM63 106V105H62ZM76 106H77V103H76ZM170 106V105H169ZM172 106V105H171ZM208 106V107H209ZM249 106V107H250ZM257 105H256V107H258ZM7 107V106H6ZM6 107H5V109H6ZM8 107H9V105H8ZM13 107V106H12ZM51 107V106H50ZM162 107V108H163ZM188 107H191V106H188ZM214 107H212V109L214 108ZM245 107V106H244ZM10 108V107H9ZM17 108H18V106H17ZM16 108V110H18ZM48 108V107H47ZM58 108V107H57ZM56 108V109H57ZM60 108V107H59ZM76 108V107H75ZM76 108V109H77ZM172 110H174V107L172 106ZM207 108V107H206ZM210 108V107H209ZM3 109V108H2ZM14 109H15V107H14ZM13 109V110H14ZM21 109V108H20ZM32 109V108H31ZM30 109V110H31ZM55 109V108H54ZM161 109V112L159 111ZM208 109V108H207ZM211 109V108H210ZM211 109V110H212ZM226 111L228 110L227 108H224ZM235 109V108H234ZM264 109V108H263ZM23 110L25 111H27V109H24L23 108ZM51 110V109H50ZM49 110V112L48 113H50L49 115H48V113H46V115H48V116H51V118H53L52 116V113L54 114V112H55V116L54 117H57L58 118V114H57V112H56V110L54 111L53 110V112H51ZM170 110H171V107H170ZM169 110V111H170ZM180 110L178 109V111H179V114L181 113L180 112ZM211 110H210V112H211ZM225 110H221V111H223L222 113H221V115L223 114V113H225L226 111ZM231 110H229V111H227L228 112V114H227V112L225 113V117H226V115H230V116H228V119H231V116H232V114H230L231 112L232 113H235V111H231ZM238 110H241V109H238ZM237 110V112H239ZM1 111V110H0ZM3 111V110H2ZM8 111V110H7ZM22 111V110H21ZM23 111V112H24ZM25 111V113L24 114H26L27 112ZM33 111H34V109H33ZM48 111V110H47ZM47 111H44V112H47ZM208 111H209V109H208ZM213 111V110H212ZM220 111V112H221ZM225 111V112H224ZM241 111H243V109L241 110ZM240 111V113L241 114H245V113H243V112H241ZM256 111V112H255ZM19 112V111H18ZM23 112H21V113H23ZM31 112V111H30ZM35 112V111H34ZM71 112H73V113H71ZM214 112V111H213ZM220 112H218V114H220ZM230 112V113H229ZM251 112V111H250ZM4 113H7L6 111H4ZM20 113V114H21ZM32 113V112H31ZM36 113V112H35ZM161 113H163V116H161L160 114ZM175 113H177V112H175ZM183 113H181L182 114V117H180V118H178V119H183L186 115H184ZM256 113H257V115H256ZM264 113V112H263ZM8 114V113H7ZM19 114V115H20ZM61 114V115H62ZM171 114V113H170ZM181 114L180 115H178V116H181ZM187 114V113H186ZM189 114H188V117H190L189 116ZM200 114V115H199ZM208 114V113H207ZM22 115V114H21ZM28 115V114H27ZM35 115H38V114H35ZM57 115V116H56ZM158 115L161 117V119H159L158 118ZM184 115V116H183ZM235 115H237V113H235ZM239 115V114H238ZM247 115V114H246ZM245 115V119H246V121H249V124H251L250 123V119H249V114L246 116ZM4 116H6V115H3V118H4ZM30 116H31V114H30ZM32 116H33V113H32ZM166 118H165V117ZM173 115H171V117H172ZM175 116V115H174ZM223 116V117H224ZM244 116V115H243ZM22 117V118H23ZM167 117H169V118H167ZM187 117V116H186ZM197 117H196V119H197ZM209 117V116H208ZM230 117V118H229ZM233 117V116H232ZM240 117V119L242 118L241 116H239ZM246 117H248V118H246ZM2 118V119H3ZM5 118H8L7 116L5 117ZM5 118L3 119V120H5ZM22 118H21V120H22ZM31 118L32 119V121H34L35 123H37V121H38V126H39V128H40V130H36V129H38V128H36L35 126H33L34 127V131L32 130V127L30 128L32 131L30 132V129L28 128V127H30L32 124H29V126H28V123L27 122H29L30 120L29 119ZM56 118V119H57ZM162 118H163V121H162ZM175 118V117H174ZM173 118V119H174ZM191 118V117H190ZM193 118H195V117H193ZM235 118V119H234ZM238 117L236 116V117H233V120H234V122H236V119H237ZM25 119L26 120H29V121H25ZM46 121H45V120ZM54 119V118H53ZM60 119V118H59ZM59 119H57V120H59ZM62 119V118H61ZM173 119H171V124L172 123H174L176 120H177V117L175 118L176 120L173 122ZM227 119V120H228ZM239 119V118H238ZM237 119V120H238ZM239 119V120H240ZM243 119V120H242ZM241 120H242V123H240L241 122V120L239 121V122H236L237 123V125H239V126H241L242 124H243V122L245 121V119L244 118H242ZM248 119V120H247ZM3 120H1L2 122H3ZM18 120V119H17ZM19 120H20V118H19ZM18 120V121H19ZM56 120V121H57ZM184 120V119H183ZM195 120V119H194ZM49 121H51V120H48V122ZM166 121V122H165ZM179 121H181V120H179ZM252 120H251V122H253ZM262 121H263V118H262ZM2 122H1V127H3L4 125L2 124ZM5 122V121H4ZM6 122H7V120H6ZM20 122V121H19ZM19 122H17V124H20ZM58 122V121H57ZM187 122V120L184 122V126H185V123ZM229 122V121H228ZM23 123H22V125H23ZM32 123V122H31ZM65 123V124H64ZM231 123H233V122H229V125H231ZM239 123V124H238ZM246 123V122H245ZM11 124V125H12ZM55 124V125H56ZM198 124V123H197ZM201 124V125H202ZM241 124V125H240ZM255 124H251L250 126V128L251 129H249V127L247 126V123H246V127L251 131V130H253L254 129V126L253 125H255ZM3 125V126H2ZM10 125V126H11ZM51 125V124H50ZM167 125H168V127L170 126V127H172V128H174V129H171V128H168L167 129ZM187 125V124H186ZM228 127H229V125L228 124H226ZM235 125V124H234ZM10 126H7L8 128H7V130L6 131H4V129L6 128V127H4V129H3V132H7L8 131V129L10 128ZM12 126V127H13ZM37 126V125H36ZM245 126H243L244 128H245ZM0 127V129H2ZM12 127H11V129H12ZM54 127V126H53ZM53 127H52V129H53ZM204 127V126H203ZM206 127H204V128H206ZM231 127V126H230ZM242 127V126H241ZM242 127V128H243ZM253 127V128H252ZM19 128L17 129V130H19ZM46 128V127H45ZM236 129V127H234L233 126V129ZM242 128H240L241 129V131H243L244 129H242ZM14 129V130H13ZM12 130L13 131H10V132H13V133H16V132H14L16 129L15 128H13ZM55 129V131H54V129L52 130L53 132H56L57 131V133H59L58 131V129L56 130ZM174 130V131H176V129H178L177 131L179 132L178 134L176 133V135L177 136H179V138L178 139H174V131H172V135H170V136H172V138L170 139L171 140V142L173 141V144L174 145H176L175 146V149L173 148V146H172V144H171V148H173L172 149V151H171V148H170V140H169V135L168 134H166V135H161L160 134V132H162L161 130H163V131H167V130ZM186 129H184V131L186 130ZM208 129V130H207ZM213 129V130H212ZM239 129V130H240ZM10 130V129H9ZM23 130V131H22ZM61 130H63V129H61ZM183 130V129H182ZM191 130V131H190ZM206 130L208 131V133L210 132L209 131V128H206ZM205 130V131H206ZM229 130V129H228ZM237 130V129H236ZM36 131H37V133H36ZM47 131V130H46ZM45 131V132H46ZM222 131V130H221ZM232 131V130H231ZM238 131V130H237ZM245 131V130H244ZM244 131H243V133H244ZM248 131V130H247ZM2 132V131H1ZM10 132H7V134H11ZM26 132V131H25ZM52 132V133H53ZM168 132V131H167ZM166 132V133H167ZM170 132V131H169ZM249 132V131H248ZM259 132V133H260ZM20 133V134H19ZM24 133V132H23ZM30 133H31V136L33 137L34 136V138H32L31 136H29L30 135ZM34 135H33V134ZM174 133V134H173ZM232 133H234L233 131L231 132V134ZM242 133V132H241ZM246 133V132H245ZM5 134V133H4ZM7 134H5V136L7 135ZM56 134V133H55ZM55 134H52V135H54V137L56 138L57 136H55ZM171 134V133H170ZM181 134V133H180ZM210 134V133H209ZM240 134V133H239ZM248 133H246L245 135H247ZM254 134V135H255ZM9 135H7V136H9ZM15 135V134H14ZM17 135V134H16ZM15 135V137H17ZM22 137H20V136ZM45 135H47V134H45ZM51 135V136H52ZM62 135V136H61ZM181 135H183V134H181ZM244 135V134H243ZM249 135V134H248ZM4 136V137H5ZM10 136H12V135H10ZM9 136V137H10ZM161 136H163V137H161ZM185 136V135H184ZM204 136V135H203ZM213 136H215V134L213 135ZM237 136V135H236ZM252 136L254 137V138H252ZM262 136H263V138H262ZM0 137H1V134H0ZM9 137H7V138H9ZM25 137V136H24ZM29 137H31V138H29ZM175 137V138H176ZM210 137H211V139H210ZM227 137H228V135H227ZM238 137V136H237ZM6 138V137H5ZM5 138H4V140H5ZM45 138V137H44ZM41 139V140H45V139ZM164 138V139H163ZM168 138V139H167ZM260 138H262V141H260ZM3 139V136L1 137V141L2 142H4V140H2ZM11 139H13V138H11ZM30 139H34V141H32V140H30ZM192 139V140H191ZM239 139H240V137H239ZM243 139H245V138H243ZM14 140V139H13ZM12 140V141H13ZM24 140H26V144L25 143H23L24 142ZM35 140H36V142H35ZM54 140L57 142L56 144H54ZM168 140H169V142H168ZM174 140H176V141H174ZM250 140V139H249ZM1 141H0V143H1ZM7 141V140H6ZM12 141H10V138H9V142H11L12 143ZM28 141H32L30 144H31V146H28V145H30L29 143H28ZM184 140H182V142H183ZM187 141V142H188ZM199 142V143H196V142ZM210 141H211V143H210ZM241 141V140H240ZM9 142H7L8 144H9ZM13 142H17V141H13ZM33 142L36 144H39L40 142L43 144L44 143V145L42 146V144L40 145L41 146V148L39 147L38 148V146L39 145H37V146H35V149L34 150H36L37 148V150H39V151H34L33 150V148H34V146H33ZM245 142H247L246 141V139H245ZM256 142V141H255ZM6 142H4L3 144H5ZM243 143V141L241 142V144ZM8 144H7V148H8V151H10V148H12L13 149V147H15V145L14 146H12V147H8ZM14 144V143H13ZM58 144H60L59 146V148H58V146H56V145H58ZM181 143L179 142V145H180ZM184 144H185V141H184ZM184 144L182 143L181 144V146L183 145L184 146ZM235 144H238V143H235ZM234 144V145H235ZM250 144V143H249ZM255 144L256 145H258L257 147H254L255 146ZM9 145H12V144H9ZM27 145V146H26ZM46 145H48V143L46 144ZM179 145H178V147H179ZM182 146V147H183ZM190 146V147H189ZM246 146V145H245ZM2 147V146H1ZM3 147H5V146H3ZM27 147H29V149H32L33 151H31L30 153H29V149H27ZM30 147H33V148H30ZM37 147V148H36ZM57 147V148H56ZM181 147V148H182ZM238 147H240V145H238ZM241 147H243V146H241ZM247 147V146H246ZM250 146L248 145V148H249ZM44 150H43V149ZM245 148V147H244ZM5 149V148H4ZM11 149V150H12ZM15 149V148H14ZM27 149V150H26ZM180 149V148H179ZM250 149V148H249ZM1 150H3V148H1ZM6 150V149H5ZM5 150H4V152L3 153H5ZM19 149H17V147H16V152H18L19 154H20V156H21V154L22 153H20L19 151H18ZM29 150V151H28ZM185 150H187V151H185ZM178 151V150H177ZM242 151H243V154H244V156H245V159H244V156L242 157L241 156V154H242ZM1 152V151H0ZM174 152H175V155H174ZM178 152V153H179ZM186 152V153H185ZM237 152H239V154L237 153ZM2 152H1V154H3ZM18 153H17V155H18ZM175 156V157H173V155ZM236 153H237V156H236ZM241 153V154H240ZM247 153V154H246ZM252 153V152H251ZM0 154V155H1ZM6 156L5 157H7L8 156V154L10 155V154H13V153H8V152H6ZM179 154V155H180ZM242 154V155H243ZM262 154V155H261ZM5 155V154H4ZM232 155H234V156H232ZM240 155V156H239ZM249 156V158H248V156ZM254 155L256 156L255 158H256V160H257V162H256V160H254L255 158H254ZM39 156L41 157V158H39ZM52 156V157H51ZM58 156V157H57ZM253 157V160L254 161H252V157ZM2 157V156H1ZM9 157H11V156H9ZM18 157V156H17ZM177 157V158H176ZM234 157H236L237 159H235ZM241 157H242V159H244V161L245 162H247L250 158H251V160L250 161H252V162H256V164H258L257 166L259 167H257L256 166V164H254L253 163V165H255L254 166V168H250L249 166L251 165L252 166V164H250L251 162L250 161H248V163L250 164H248L249 166V169H247L248 167L246 166L247 165V163H245L243 160H241L242 161V163L243 164H241V162L238 160V158H240L241 159ZM3 158V157H2ZM12 158H14V157H11V159ZM22 158H24V156H23V154H22V156H21V159ZM43 158V159H42ZM49 158H53V159H57V158H59V161H58V163L56 164L55 163V160H54V162L52 161L51 163H52V165L49 163V161L51 160H49ZM202 158V159H201ZM204 158H205V160H204ZM178 159V161H176V163H175V160H177ZM5 160V161H6ZM8 160H10V158H8ZM19 160V159H18ZM17 160V163L15 164L16 165V168L14 167L15 165L13 164V162H12V166L9 164V166L12 168V170L14 171L15 169H17L18 171H19V167L22 169V167L20 166V164L22 165L23 163H22V161H21V163H19L20 161H18ZM174 160V161H173ZM201 160H203V162L201 161ZM236 160H238V161H236ZM15 161H16V159H15ZM11 162V161H10ZM30 162V163H31ZM179 162V163H178ZM184 162V163H185ZM236 162H237V164H236ZM240 162V163H239ZM5 163V164H4ZM48 163L50 164V166H54V164H55V166L53 167V169L51 168V167H49L50 168V170H51V172H49V174L47 173V172H45V170H46V165H48ZM54 163V164H53ZM174 163H175V165L177 164L178 165V167L176 168V166L174 165ZM183 163V164H184ZM8 164V163H7ZM19 164V165H18ZM244 165L243 167H246V174L244 173L245 171H244V169H243V167H241L240 165ZM179 165H181V166H179ZM8 166V165H7ZM22 166H24V164L22 165ZM184 166V165H183ZM189 166V167H188ZM18 167V168H17ZM26 167H23V168H25V169H22V170H26ZM43 167L45 168V170H43ZM48 167H47V170H48ZM10 169V168H9ZM250 169H254L255 171V173H253V171L251 172L250 171ZM22 170H20V171H22ZM50 170H48V171H50ZM36 171V172H35ZM42 171V172H41ZM23 172V171H22ZM28 172H26L25 171V174L26 173H28ZM66 173L67 172V175H65V176H68L67 178H68V181L70 182L71 180L73 181V178H74V180L76 179L75 178V176H77V178L78 179H76L75 181H76V183H78V184H76L75 182H73L72 184H70L69 182V184L68 183H66L65 182V180L63 181V178H65L66 179V177H64L63 176V173ZM190 172V173H189ZM235 172H237L239 175H242V177H243V175L245 174V176L247 175V176H249V178H246L249 182H247V183H249V185H248V188L246 189V188H244V185H245V183L243 184V188L244 189H246V191L243 189V191L242 192H239V189H237L236 187L237 186H235L234 184H235V182L233 183V181H234V179L235 178H233L234 176L236 177L237 175V173H235ZM64 173V174H65ZM177 173H178V175H179V177L177 176ZM241 173V174H240ZM250 173H253L252 175H254L255 176V178H252V177H250L251 175H250ZM20 174V173H19ZM19 174H17V175H19ZM35 174V175H34ZM235 174V175H234ZM13 175V174H12ZM23 175V174H22ZM33 176V177H31V176ZM16 176V175H15ZM25 176H27V175H25ZM48 176V177H47ZM23 177V176H22ZM177 177V178H176ZM237 177H240V176H237ZM237 177H236V179H237ZM242 177H240V179H238V181H242L243 182V178ZM258 177V178H257ZM29 178H33L32 180L31 179H29ZM178 178L180 179V180H178ZM242 178V179H241ZM252 178V179H251ZM177 179V180H176ZM253 179H254V181H255V179H257L255 182L253 181ZM14 180V179H13ZM16 180V179H15ZM34 180V181H33ZM190 180V181H189ZM245 180V179H244ZM19 181V180H18ZM30 181H31V183H30ZM66 181H67V179H66ZM13 182V181H12ZM22 182V183H23ZM242 182H240L241 183V185H242ZM256 182H259V183H257V186L255 185V183ZM68 184V186H69V189H68V187L66 186V184ZM74 183L76 184V189H74V190H77L76 192L73 190V187H75L74 186ZM236 183H238V182H236ZM240 183H239V186H240ZM48 185V186H47ZM70 185H73V187H71ZM77 185H79V188H77L78 186ZM246 185V186H247ZM238 186V188H241V187H239ZM245 186V187H246ZM2 187V188H3ZM18 187H20V186H18ZM17 187V188H18ZM46 187L47 188V191L49 192L50 191V193L48 194V195H57L58 197H56V199H58L59 200V202H62L61 203V205H60V208L61 209H63L62 211L61 210H59V211H57L58 209H59V206H58V204H57V206H55V207H58V208H54L52 205H55L57 202H51V200H50V198H45V199H47L44 203H43V200L41 199V197H42V193L44 194V192H43V190H44V188ZM49 187V188H48ZM181 187V188H180ZM256 187H259V188H257V189H255ZM46 188H45V192H46ZM51 188V189H50ZM54 188V189H53ZM72 188V189H71ZM41 189H43V190H41ZM71 189V190H70ZM187 189L185 190H183V188H182V190L184 191L183 193H185V192H187ZM69 190V191H68ZM73 190V191H72ZM79 190V191H78ZM174 190V192H176ZM242 190V189H241ZM36 191H38V193H40V191H42L41 192V194L39 195H37L38 197L39 196H41V197H37L34 193H37ZM177 191H178V189H177ZM192 191H193V193H192ZM196 193H195V192ZM245 191V192H244ZM259 191V192H258ZM5 192V191H4ZM189 192V191H188ZM261 192H262V194H261ZM2 193V192H1ZM47 193V192H46ZM56 193V194H55ZM197 194V196H201V195H198V193L199 194H206L205 196H207V194H208V196L205 198V199H199L200 197H197V198H195L196 196H194V198H195V201L193 200V199H191V198H193L192 197V194ZM259 193H260V195H259ZM33 194H34V196H36L37 197V199H39V202L40 203H43V204H40L39 202H38V200H36L34 197H33ZM181 194V193H180ZM186 194V193H185ZM189 194H190V192H189ZM188 194V195H189ZM11 195V196H12ZM46 194H44L43 196H45ZM48 195H47V197H48ZM240 195V196H239ZM249 196H250V194H248ZM172 196V197H171ZM178 196H181V195H178ZM205 196H202L201 198H203V197H205ZM241 197L240 199H241V201H242V205L240 204V199H239V197ZM249 196L248 197H246V198H249ZM46 197V196H45ZM233 197V198H232ZM235 197V198H234ZM176 198H178V197H176ZM180 199H181V197H179ZM35 199V200H34ZM41 199V200H40ZM55 199V200H56ZM191 199V200H190ZM197 199H198V201H197ZM234 200V203H235V200L240 204H234L232 201ZM253 199H251V200H253ZM173 200H177L178 201V203L177 204H175V202L173 201ZM193 200V201H192ZM199 200H201V203H200V201ZM203 200V201H202ZM212 200V201H211ZM37 201V202H36ZM42 201V202H41ZM53 201V200H52ZM193 202V205H191L192 204V202ZM210 201L212 202V204L213 205H215V206H213V205H211V203H210ZM174 202V203H173ZM197 202V203H196ZM244 202V203H243ZM181 203V202H180ZM233 203V204H232ZM245 203H247V204H245ZM252 203V202H251ZM182 204V203H181ZM182 204V205H183ZM201 204V205H200ZM173 205H176V206H174V208H173ZM191 205V206H190ZM210 205H211V207H210ZM232 205H233V207H232ZM236 205V206H235ZM190 206V207H189ZM222 206V207H221ZM235 206V207H234ZM258 206V205H257ZM176 207H177V209H176ZM179 207H180V205H179ZM213 207V208H212ZM232 207V208H231ZM50 208L52 209H55L56 211H57V213H55V211L54 210H52L56 215H55V217L57 216V215H59V216H61L62 215V217L60 218L59 216H57V218L54 220V216H53V212L50 210ZM198 208V207H197ZM207 208V209H206ZM235 208V209H236ZM244 208V209H245ZM263 208V209H262ZM49 209V210H48ZM172 209H173V211H172ZM180 209H182V207L180 208ZM185 209V210H186ZM242 208H239V210L241 211H239L238 210V212H239V214H241L242 213V210H241ZM50 211L49 213H51V215L48 213V211ZM186 210V211H187ZM192 210V211H191ZM246 210V209H245ZM248 210V209H247ZM254 210V211H255ZM187 211V212H188ZM250 211H251V209H250ZM253 211V210H252ZM63 213V214H61V213ZM47 213V214H46ZM59 213V214H58ZM243 213H244V211H243ZM249 213H251V212H248V213H246V214H249ZM234 215V216H238L237 217V220L234 218V217H232V215ZM255 214H257L256 212H255ZM184 215H186V214H184ZM221 215H222V217H221ZM243 215V214H242ZM245 215V214H244ZM243 215V216H244ZM201 216V217H200ZM212 216H210V217H212ZM224 216V217H223ZM229 216H231L232 218H234V219H231V217L229 218ZM246 216V215H245ZM248 216V215H247ZM258 216V215H257ZM257 216H256V218H257ZM259 216V219H261V221L263 222V217H264V213H263V217L261 216L260 217ZM193 217V218H194ZM59 218V219H58ZM183 218V219H182ZM246 218H248V217H246ZM190 219H191V221H190ZM244 219V218H243ZM259 219L257 220V221H259ZM196 222H195V221ZM204 220V221H205ZM218 220H217V222H218ZM236 220V221H235ZM247 220V219H246ZM254 219H252V221H253ZM256 220V219H255ZM187 221H190V224H192L193 222V224L192 225H186V224H188V222ZM193 221V222H192ZM203 221V220H202ZM216 221V220H215ZM241 221V222H240ZM75 222V223H74ZM77 222V223H76ZM227 222H230V225H229V223H227ZM239 222V223H238ZM244 222H245V220H244ZM247 222V221H246ZM254 222V221H253ZM252 222V223H253ZM260 222V221H259ZM258 222V223H259ZM81 224V226L79 225V224ZM172 223L171 222H169V224L166 226V228H168V229H165L164 228V233H165V236H167V232H165V230H170V232H171V227H170V224H171V226H172ZM255 223V222H254ZM257 223V224H258ZM261 223V222H260ZM39 224V225H38ZM41 224V225H40ZM42 224H44V225H42ZM74 224H77L76 226L74 225ZM217 224V223H216ZM45 225H48V226H45ZM82 225H84L85 227H83ZM112 225H116V227L117 228H115V227H113L114 229V231L111 229L112 227H110V226H112ZM118 225V226H117ZM122 225L120 226V227H122ZM221 225V226H220ZM228 225V226H227ZM263 225V224H262ZM261 225V226H262ZM65 226H67L66 227V230H65ZM173 226H174V224H173ZM175 226L174 227H172V228H174L175 229ZM182 226V227H183ZM192 226V227H191ZM235 226V225H234ZM264 226V225H263ZM36 227H37V229H36ZM42 228L43 227V229H44V231H43V229H40L39 230V228ZM45 227V228H44ZM48 227V231H46L47 228ZM54 227V226H53ZM57 227V228H58ZM69 227L71 228V230H69ZM126 228V230H125V228ZM176 227V228H177ZM84 228H86V229H84ZM108 228H110V229H108ZM132 228V230H130ZM193 228V230L192 231H195V229ZM202 228V227H201ZM203 228L201 229V230H203ZM243 228H244V225H243ZM245 228H246V226H245ZM225 229H227V230H225ZM241 229V230H240ZM262 229V228H261ZM264 229V228H263ZM7 230V231H6ZM35 230H39V232H37L38 233V235H36V231ZM59 230V229H58ZM118 230V231H119ZM176 230V229H175ZM179 230H177V232L176 233H178V232H180ZM200 230V231H201ZM225 230V231H224ZM60 231V230H59ZM60 231V232H61ZM121 231V232H122ZM199 230H198V233L200 232ZM221 231H222V233H221ZM223 231H224V233L225 232H227V233H223ZM42 232H40V233H42ZM87 232V233H86ZM114 232V233H113ZM120 232V233H121ZM202 232V231H201ZM200 232V233H201ZM203 232H204V230H203ZM206 232V231H205ZM254 232V231H253ZM112 233V234H111ZM157 233H159V235H161V236H159V237H157ZM167 233V234H166ZM173 233V236L175 237L176 236V233L172 230V232L170 233V234H172ZM174 233H175V235H174ZM48 234V233H47ZM53 234V233H52ZM57 235V233L56 232H54V235ZM62 234H63V231H62ZM123 234V233H122ZM121 234V235H122ZM127 234H129V233H127ZM179 234H181V233H179ZM186 234V235H185ZM194 233H192L191 235H193ZM202 234V233H201ZM205 234H207V233H205ZM257 234V233H256ZM59 235V234H58ZM57 235V237L58 238H61V236L59 237ZM64 235V236H65ZM118 235V236H117ZM130 235L128 236V237H130ZM169 235V234H168ZM182 235V236H183ZM190 235V236H191ZM203 235V234H202ZM212 235H213V237H212ZM255 237H254V236ZM7 235L5 236L4 235V237H8ZM51 236V235H50ZM63 236V237H64ZM68 236H66L67 238H68ZM73 236V237H74ZM91 238H90V237ZM164 236V238H163V240H165V237ZM215 236L217 237V238H215ZM249 236V237H248ZM258 238H257V237ZM1 237V236H0ZM46 237V238H45ZM56 236H54V237H50V239L51 238H55ZM72 237V238H73ZM88 237H89V239H88ZM128 237H126V238H128ZM170 237H171V235L170 236H168L167 237V239L166 240H169L170 239ZM196 237V238H197ZM249 238V240H245L246 238ZM69 238H70V236H69ZM76 237H74L73 238V240H77V239H75ZM78 238V237H77ZM115 238V237H114ZM122 238V237H121ZM120 238V241H124V240H122ZM147 238H145L146 239V241L147 242H152V243H154V241H151L152 239L151 238H148V239H151L150 241H148L147 240ZM173 238V237H172ZM201 238V239H200ZM223 238H225V239H223ZM4 239V238H3ZM39 239H40V237H39ZM123 239H125V237H123ZM193 239V238H192ZM197 239V240H198ZM220 239H219V241H220ZM83 240V239H82ZM93 240V241H94ZM110 240V239H109ZM113 240V239H112ZM115 240V239H114ZM128 240H130V241H132L130 238H128ZM134 240H136V239H134ZM163 240H161V241H163ZM166 240H165V242H166ZM179 240H181V239H179ZM179 240H177L178 242H179ZM182 240H181V242H182ZM202 240L200 241V242H202ZM228 240H230V241H228ZM9 240L7 239V242H8ZM20 241V240H19ZM23 241V240H22ZM25 241V243H27ZM50 241V240H49ZM49 241H47V242H49ZM53 241V240H52ZM63 241H65L64 239H63ZM62 241V242H63ZM68 241H70L71 242V240H68ZM67 241V242H68ZM78 241V240H77ZM126 241V240H125ZM176 241V242H177ZM215 241V242H214ZM34 242V241H33ZM51 242V241H50ZM75 242V241H74ZM136 242L138 243V240H136ZM135 242V244H137ZM164 242V243H165ZM22 243V242H21ZM25 243H23V244H25ZM72 243V242H71ZM70 243V244H71ZM80 243V245H81V242H79ZM120 243V242H119ZM151 243V244H152ZM183 243H185V242H183ZM220 243V242H219ZM22 244V245H23ZM27 244H29V243H27ZM57 244H59V242L57 243ZM95 244V243H94ZM93 244V245H94ZM148 244V243H147ZM173 244H174V241H173ZM178 244V246H180V245H182V244H180L179 245V243H177ZM189 244V243H188ZM218 244V243H217ZM221 244H218V245H221ZM60 245V244H59ZM76 245L77 246H73V248H75V249H77L78 248V245L79 244H77V242H76ZM84 245V244H83ZM82 245V246H83ZM87 245H88V243H87ZM92 245V246H93ZM148 245H150V244H148ZM154 245V244H153ZM152 245V246H153ZM35 246V245H34ZM61 246V245H60ZM64 247H66L65 246V244L63 245ZM96 246V245H95ZM94 246V248H95V250H96V247ZM98 246V245H97ZM120 246V245H119ZM121 246H123V245H121ZM120 246V247H121ZM151 246V245H150ZM149 246V247H150ZM150 247L151 249L152 248H154V247ZM176 246V245H175ZM175 246H173V247H175ZM213 246V247H212ZM68 247H70V246H68ZM86 247H88V246H86ZM100 247V246H99ZM114 246H112V248H113ZM118 247V246H117ZM125 247V246H124ZM140 248L142 247V246H139ZM139 247L136 249L139 253L142 251V250H140L139 251ZM172 247V248H173ZM186 247H187V249H186ZM192 248V249H190V248ZM195 247H197L198 249H195ZM210 247H212L211 249H210ZM35 248V247H34ZM37 248H39V247H37ZM57 248V247H56ZM60 247H58L57 249H59ZM67 248V247H66ZM66 248H65V250L64 251H66ZM79 248H81V246L79 247ZM83 248H84V246H83ZM92 248V247H91ZM91 248H89V250L91 249ZM94 248H92V249H94ZM101 248V247H100ZM111 248V246L109 247H107L106 249H107V251L109 250ZM111 248V249H112ZM185 248V249H184ZM189 248V249H188ZM36 249V248H35ZM60 249H62V246H61V248ZM68 249V248H67ZM86 249V248H85ZM99 249V248H98ZM97 249V250H98ZM104 249H105V247H104ZM119 249V248H118ZM120 249H122V248H120ZM142 249V248H141ZM174 249V248H173ZM194 249V250H193ZM31 250V249H30ZM74 250V249H73ZM78 250V249H77ZM83 249H81V251H82ZM87 251V250H85L86 251V254H87V252L90 254V256L92 255L90 252L92 251V252H94L93 250H91V251ZM101 250V249H100ZM113 250V249H112ZM114 250H116V249H114ZM113 250V251H114ZM126 249H124L123 251H125ZM147 250H148V248H147ZM51 251H53L52 250V248H51ZM55 251V250H54ZM62 250H60V252H61ZM75 251V250H74ZM105 251V250H104ZM111 251V250H110ZM109 251V252H110ZM113 251H111L112 253H113ZM133 249H132V251H128L127 253L130 255L131 253H133ZM149 251H151V250H148L147 252H149ZM216 251V250H215ZM22 252V251H21ZM73 252V251H72ZM76 252V251H75ZM80 252V249H79V251H78V253ZM83 252H84V250H83ZM110 252V254L109 255H111L112 253ZM115 252V251H114ZM129 252H131V253H129ZM136 252V251H135ZM5 253V252H4ZM8 253V252H7ZM54 253V252H53ZM57 253H58V251H57ZM70 253H71V250H70ZM94 253H96V252H94ZM123 253V252H122ZM125 253H126V251H125ZM139 253H137V255L139 254ZM143 253V252H142ZM161 253V252H160ZM159 253V254H160ZM168 253H170V254H168ZM173 253V254H172ZM34 254V253H33ZM39 254V253H38ZM51 253H49V255H50ZM61 254V253H60ZM67 254V253H66ZM65 254V255H66ZM69 254V253H68ZM68 254H67V256H68ZM76 254V253H75ZM104 254H105V252H104ZM107 254V253H106ZM117 253H114L112 256H111V258H115L116 260H118L117 259V257L118 258H120V256H118V255H116ZM144 254V253H143ZM186 254V255H185ZM192 254H194V255H192ZM56 255V254H55ZM82 255V254H81ZM102 255H103V253H102ZM116 255V256H115ZM121 255V254H120ZM124 255H126V254H124ZM123 254H122V256L121 257H123L124 256ZM136 255V256H137ZM163 255V254H162ZM20 256V255H19ZM52 256V255H51ZM51 256L49 257V258H51ZM66 256V257H67ZM78 256V255H77ZM83 256V255H82ZM100 256V255H99ZM107 256L108 255H106V260L107 259H109V257L107 258ZM133 256V255H132ZM157 256V255H156ZM26 257V256H25ZM30 257V256H29ZM47 257V256H46ZM52 257H56L57 258V256H52ZM63 257V259H64V257L65 256H62ZM83 257H87V255L85 256H83ZM93 257L94 258H96V256H94L93 255ZM130 258H132L131 256H129ZM140 257V256H139ZM139 257H138V259H139ZM170 257H167V262L166 263H170V262H168L169 260H172L171 262H173V259L172 258H170ZM174 257V256H173ZM28 258V257H27ZM37 258H39L38 256H37ZM48 258V257H47ZM78 258V257H77ZM88 258H90V257H88ZM94 258L91 260V261H93L94 260ZM110 258V261L112 260ZM126 258L128 259V256H126ZM125 258V259H126ZM129 258V259H130ZM133 258H135V257H133ZM141 258H142V256H141ZM160 258H162V257H160ZM160 258H158L157 260L158 261H160ZM168 258H170V259H168ZM53 258H51V260H52ZM60 259H62V258H60ZM59 259V260H60ZM63 259H62V261H63ZM84 260H85V258H83ZM83 259H81V261L83 260ZM101 259V258H100ZM115 259H113V261L112 262H115L116 260ZM124 259V258H123ZM137 259V258H136ZM162 259H165L166 260V258H162ZM175 259V258H174ZM178 259V260H179ZM29 260V259H28ZM36 260V259H35ZM42 260V259H41ZM54 260V259H53ZM68 261V263H69V259H67ZM73 260V259H72ZM102 260V259H101ZM104 261H106L105 259H103ZM103 260H102V264L103 263H106V262H103ZM135 259H133V261H134ZM154 260H156V259H154ZM156 260V261H157ZM164 260V261H165ZM30 261H31V259H30ZM47 261H49V260H47ZM66 260H64V263H66L65 262ZM75 261H77V260H75ZM75 261H73V263H75ZM80 263H81V261L80 260H78ZM89 261V259L87 260V261H85V262H88ZM94 261H96V260H94ZM92 262L91 264H93V263H95V262ZM139 261V260H138ZM164 261L162 260V261H160L161 263L160 264H163L164 263ZM90 262V261H89ZM89 262L88 263H86V264H89ZM101 261L99 260V263H100ZM108 263L107 264H114V263H112V262H109V261H107ZM117 262V261H116ZM119 262V261H118ZM117 262V263H118ZM126 262V261H125ZM128 262H130V264L132 263L131 262V259H130V261L128 260ZM127 262V264H129ZM135 262V261H134ZM163 262V263H162ZM175 262H177L176 260H175ZM174 262V263H175ZM181 262V261H180ZM183 262V261H182ZM49 262H47V264H48ZM56 263L57 264H59V263H61V260L59 261V263L56 261ZM55 263V264H56ZM68 263H66V264H68ZM72 263V262H71ZM71 263H69V264H71ZM98 263V261H97V263L96 264H99ZM117 263H115V264H117ZM123 263H124V260H123ZM138 263V262H137ZM154 263H155V261H154ZM173 263V264H174ZM61 264H63V263H61ZM76 264H78L77 262H76ZM82 264H84V261L82 262ZM118 264H120V263H118ZM124 264H126V263H124ZM133 264H135V263H133ZM156 264V263H155ZM157 264H159V263H157ZM176 264V263H175ZM177 264H179L178 262H177Z\"/></svg>",
    "mask_w": 264,
    "mask_h": 264
},
{
    "label": "rangeland",
    "instance_id": "2",
    "mask_svg": "<svg viewBox=\"0 0 264 264\" xmlns=\"http://www.w3.org/2000/svg\"><path fill=\"white\" fill-rule=\"evenodd\" d=\"M11 1V2H10ZM23 1V2H22ZM42 2H38V0H30V3H29V0H27L26 1V4L24 3L25 1L24 0H21V1H19V0H17V1H14L15 2V4H14V6H12L13 4H10V3H12L13 2V0H0V16H2L3 17V19H4V21L5 20H7L8 18H9V20H7V21H11L12 23L14 22L15 24H17V23H19L18 24V26H17V28H18V30L15 32L16 34H14V33H12V32H14V30H16V29H11V28H9L8 26H10L11 24V22L10 23H8V26H6V27H8L9 28V31L10 30H12V31H10V32H8V28L6 29V31L5 30H3L2 32H5L4 34L1 32V37H0V41L3 39V35H7L8 33H12V35L14 34V36L13 37H16V42H14V38H12V35L10 36V34L8 35V36H6V40H5V38L3 39L4 41H2V42H0L1 44H0V46H2V48L0 47V51H1V53H0V87L2 88L3 87V89H1L0 88V101L2 102V100H3V98L4 99H6L5 98V95L8 93V95H6V96H9V97H7V99L6 100H3V103H1V105H0V125H1V120H3L6 116L8 117V118H5V120H3V122H2V124L4 125H2L3 127H1L2 129H0V134H1V137L3 136V139L2 140H4V138H5V140H4V142H6L5 144H3L4 142H2L1 141V137H0V141H1V143H0V151L3 153L4 152V150H5V153H3V154H1V152H0V158L2 159V161L5 159V158H7V160L5 161H3V162H5L6 163V167L8 168V171H9V175H11V177L10 178H13V179H11V183H12V185L14 186V187H16V190L18 189V192H22V193H24L25 192V190H23L22 191V189H26V187L24 186V182H23V178H25V177H27L28 178V174H29V168H27L26 166H28V165H31L32 164V166H29L31 169H30V173H31V170H32V173H34V170L32 169V167H34V163L33 162H31V161H28L27 159H25V157L26 156H28L29 157V155L28 154H26V153H28V152H25V154L24 153H22L23 151H25V149L21 152V150L20 149H22V146L23 145H20L21 147H18V145H17V143H19V141L18 140H15V138H18V133L16 132V131H18V132H21L20 131V128H19V126H16V125H21L22 126V128L23 127H25V125L24 124H26L25 122L23 123V121H24V117L27 119V117L26 116H28V117H33V119L35 120V117H37V119L36 120H38L39 122L41 121V123L39 124L38 123V121H37V123L39 124V126L41 127H43L44 126V124L46 125V124H48V123H50V124H48V125H46V126H44L43 128L44 129H41V130H43L42 131V133L40 134H38L37 133V131H36V133L38 134V136L37 135H34L33 133V135L36 137V139L38 138L39 139V135H40V137H45L44 139L45 140H41V139H43V138H40L39 140L41 141V142H46V144L48 143V145H44V143L42 144L41 142L39 143V144H37L39 141H38V139H37V145H39L38 146V148L40 147L41 148V144H42V146H43V148L45 149V148H48V147H46V146H49L50 144L52 145L53 143H50V142H52V141H50L51 139H52V137H53V139H60V137H59V135L58 134H63V132L64 131H66L65 129H67V127H64L65 125H63V123H61L62 121H63V115L64 114H62V113H59V111L57 112V110H59L60 109V111H65V110H67V111H69V108H70V102H67L68 100H64V99H67V98H69V99H71V97H75L76 95H74L73 96V94L71 95V90L73 89L74 90V88H75V86L77 85V87L79 86L78 84H80V81H77L78 79H75L74 78V80L76 81V84H75V86H73L71 83H73V81L72 80H67L68 79V77H66L67 76V74L70 72L71 73V69L69 70L68 68H69V64L68 63H70V61H74V63L73 64H77V62H78V64H79V61L81 62V57H79V56H81L83 53L85 54V52H83V50H84V45H85V48L86 49H88V48H90V50H92L93 48L95 49V46H94V44H93V39L94 38H97V37H99V35H100V37H101V39H104V38H106V43H109V40H108V38L107 37H105V36H108V34H106V29L108 28V23H109V25L112 23V60H114V59H116L118 62H122L123 64H125V65H127V66H132V67H138L139 66V68L140 67H142V64H143V68L146 70V75H147V77H148V79H146L147 80V82H148V84H149V80H151V82H153L152 84L154 85V86H157L159 89H160V87H163V85L165 86L166 84H169V86L171 87H174V89L172 88L171 90H169L170 88L168 87V85H166L165 87L167 88V91H165L164 90V88L165 87H163V91L164 92H162V91H160L158 88H157V90L160 92V94H159V92H158V94L157 95H159L163 100L161 101L162 102V104H163V102L165 103L164 104V106H166V107H160L161 109H163L162 110V112L164 111V109H165V111L166 112H163L164 113V115L166 116V114L165 113H167L168 112V116H170V118L169 117H167V118H169V120L168 119H165L166 121H168V124L170 123V125L173 127V125L175 126L176 125V127H174V128H178L179 126V128H182V123H183V127L184 128H182V129H179L180 130V133L181 134H183V135H181L177 130L178 129H176V131H174L175 129L174 128H172V127H168V125H167V129L168 128H171V129H174V130H167V131H163V130H161L162 132H160V134L161 135H166V134H168L169 135V140L172 138V136H170V135H172V131H174V139H178L179 138V136H177L176 135V133L178 134L179 133V135L180 136H182V140H184L185 141V144H184V141L182 142V140H181V137H180V140L178 139L177 141L176 140H174V141H176V142H178V143H176V144H178L179 145V142L182 144H184V146L182 147L181 146V144L179 145V147H178V145H177V147H176V149L178 150H175L176 152H177V157H180V158H182L183 156H182V154H180V152H182V151H184V147L186 146L187 148H188V144L190 145L191 143H192V141L193 142H195V140L193 139H191L192 141H188L189 139H187L188 137H186V135L188 136V135H190V134H187L188 132V130L189 129H192L191 128V126H193L192 124H190V123H192L193 121H196V123H195V128L194 129H196V128H200L201 130L202 129H204V130H202L203 131V133L204 134H202V136L200 135L201 133H200V129H199V131L198 130H196V132L198 133V136H201V138H197V136H196V140H198V141H203V139H204V141L208 138L209 139V136H211V137H213L212 139L215 141V139H216V137H218L219 136V132H220V138L221 137H223L225 134H223V136H221V134L224 132L223 131V128H222V125L223 124H225V126L227 127V128H225L224 130H226V133H227V135H228V137H227V135H225L224 137H226V138H228V139H230L229 137H231L232 135V137H233V140H235V141H237V140H239V141H237V142H235V143H238V144H235L231 139V143L233 144V153L235 154V152L236 151H240V149L242 148L243 149V151H244V153L245 152H249L248 154L249 155H252V154H254V152L255 153H257V155L256 156H258V153L260 152L259 151V149L257 148H252L251 146H253L254 144L253 143H258V139H254V140H252L251 139V137H249V138H246L247 136H251L250 135V133L251 134H253V132H254V134L256 133V131L258 132L259 130L257 129V130H255L256 128H257V124H255V123H257V122H255L256 121V116L255 115H252L253 117H255V121H253L254 119H253V117L251 116V113H252V111L253 110H255V109H257V108H261L262 110L261 111H263L264 109V99L261 101V102H263V104L262 103H260L259 104V106H258V102H260V99H257L256 97L255 98H252V97H246V99L245 100H249L250 101V99L251 100H254L255 102H253V103H255V106H252L253 107V110H252V107L250 106V105H248L249 103H251V101L246 105L245 103H244V106L243 105H239L238 104V107L236 108V105L234 106V108H232L233 110H231L230 108L228 109V106H231V104L230 105H228L227 107H225V105H226V103H227V100L226 101H224V93H222V92H224V91H226L225 93H226V95H228V93H229V97L231 96L230 94V92H232V91H230V89L231 88H228V87H225V86H221L220 85V83H218L219 81H216V80H220V77H221V80L220 81H224L225 79L224 78H228V79H226V81H224L225 82V85L227 86L228 84L227 83H230V84H236V85H242L243 84V81L244 80H242V79H245L246 81V85H247V83L249 82H251L252 83V85L253 86H255V90H256V92H257V90H258V86H260L259 87V89H260V91L261 92H264V70H262V69H264V0H117V1H115L114 2V0H113V2H112V0H110V4L112 3L113 4V7H112V15L111 14H108V12H107V10H105L104 8L102 9V11L101 12H103V10L104 11H106V12H103V14H101L100 13V7H106V5H105V3H107L106 1H104V2H102V0H91V1H88L89 2V5L92 7L93 6V8L95 9V8H97V9H95V11H93V14L91 13V15H90V11H89V7H87L86 8V5H84V4H87V1L86 0H83L82 2L84 3V1H86L84 4H80L79 2H80V0H75L76 2H78V3H76V2H74V3H76L75 4V7H77L78 8V6H79V8H81L82 7V5H84V10H85V14H84V12L82 13V17L84 18V20L82 19V17L80 18L79 16H81V10H79L78 9V11H79V16H78V11L77 10H75V8L73 7L72 8V5L70 4V2L72 1H70V2H68L69 4H70V6H69V4H68V6L66 5V0H65V4L63 3L64 2V0H58V1H60V2H56L57 0H54V1H52V0H50V3H52V2H54V7H52V9L50 8L51 6H53V3H52V5L48 2V0H41ZM68 1V0H67ZM16 2H18V5L19 6H17L18 8H16ZM43 2H46L45 4H43ZM47 2H48V5H47ZM103 4H102V3ZM7 3H9L8 5H11L12 6V8L14 9V7L16 8V9H14L15 10V12L13 13L12 12V15L14 16L13 18H12V16L10 17L9 15H7V11H6V9H4L6 6H8L7 5ZM20 3H22V4H20ZM55 3L57 4V3H60V6H62L63 4L65 5H63L62 7H61V9L58 7V5H55ZM109 3H107V4H109ZM26 5L27 6V4H28V7H23V13L21 14L20 12V10L22 9V8H20V5ZM29 4H30V6H29ZM72 4H73V2H72ZM99 4V5H98ZM115 4V5H114ZM4 5H6L5 7H4ZM32 5V6H31ZM39 5V6H38ZM41 5V6H40ZM51 5V6H50ZM78 5V6H77ZM98 5V6H97ZM11 6H10V8H11ZM38 6V7H37ZM46 6H48V7H46ZM88 6V5H87ZM112 6V5H111ZM4 7V8H3ZM39 7H44V9L42 8H40L39 10L40 11H42V10H44V11H47V12H44V11H42V12H39L38 11V8ZM46 7V8H45ZM56 7H58L57 9H56ZM90 7V9H93V8H91ZM115 7V8H114ZM19 8H20V10H19ZM67 8V9H66ZM76 8V9H77ZM9 9V8H8ZM7 9V10H8ZM13 9H11V11H13ZM27 10V11H25V10ZM37 9V10H36ZM53 9H54V12H53ZM56 9V10H55ZM60 9V10H59ZM70 11H69V10ZM93 9V10H94ZM107 9V8H106ZM113 9H115V10H113ZM16 10H17V12H16ZM18 10H19V12H18ZM32 10H36L37 11V13L39 12L40 14H42L43 13V15L44 14H47V13H49V17L50 16H53V18L55 19V18H57L59 21H61V19H59V16L60 15H62V14H60V13H63V19H62V21H64L65 22V18L67 17V14L69 13L70 15L71 14H73L74 15V17H75V21L74 20H72V19H74L73 17H71L70 15H68V18H67V20L69 19L71 22L70 23H68V21H66L64 24L62 23V21H61V24L63 25H60V23H59V21L57 20V19H55L54 21L56 22V21H58V22H53V18L51 19V17L49 18L48 17V15H46L49 19H47V17H45V16H43V15H41L40 17H38V19H37V16H39V15H37V13H36V11H34L35 13H36V17H34L33 16V11ZM52 10V11H51ZM58 10V11H57ZM62 10V11H61ZM64 10H68V11H66L67 12V14H65L64 15ZM75 10V11H74ZM83 10V9H82ZM98 10V11H97ZM9 11H10V9H9ZM31 11V12H30ZM49 11V12H48ZM76 11H77V13H76ZM92 11V10H91ZM25 12H27L26 14H25ZM57 12V13H56ZM59 12V13H58ZM94 12L96 13V16H95V14H94ZM16 13H18V14H21L22 15V17H20L18 14H17V16H18V18L15 20L14 18L15 17H17L16 16ZM38 13V14H39ZM52 13V14H51ZM56 13V14H55ZM104 13H105V15H104ZM32 14V15H31ZM51 14V15H50ZM53 14H55V15H53ZM84 14V15H83ZM99 14H101L102 16H104V17H102L101 15H99ZM10 15H11V13H10ZM23 15H24V17L26 18H24L25 20V22H26V27L27 28H25V26L23 27L22 26V24L23 25H25V22H23ZM26 15V16H25ZM57 15V16H56ZM59 15V16H58ZM72 15V16H73ZM107 15H110V18H109V16H107ZM155 15V17H153ZM194 15V16H193ZM195 15H196V17H195ZM202 15V16H201ZM204 15V16H203ZM219 15V16H218ZM56 16V17H55ZM66 16V17H65ZM78 16V17H77ZM90 16H92V17H90ZM98 16H99V18H98ZM221 16V17H220ZM2 17H0V18H2ZM45 17V18H44ZM95 17V18H94ZM100 17H101V19H100ZM192 17H194V18H192ZM197 17H199V18H197ZM204 17H206L204 20L203 19H201V18H204ZM216 17H218V18H216ZM223 17V18H222ZM7 18V19H6ZM21 18H22V21L20 22L19 20H21ZM30 20H29V19ZM36 18V19H35ZM44 20H43V19ZM78 18V19H77ZM79 18L80 19H82L81 21H84V23H83V25H80V24H82V22H79ZM106 18H109L110 20H108V19H106ZM199 19V20H197V19ZM3 19H1L0 20V22H2L3 23ZM35 19V20H34ZM52 20V23L50 22H48L49 20ZM102 19H103V21L105 22L106 21V24L105 23H97L99 20H101L102 21ZM195 19V20H194ZM37 20V21H36ZM43 20V21H42ZM78 20V21H77ZM86 20V21H85ZM152 20V21H151ZM202 20V21H201ZM7 21H5L6 22V24H5V22H4V24L3 25H7ZM31 21H33V23L31 22ZM45 21H47V22H45ZM75 23V22H77V25L76 26H79L80 27V29L78 28V27H76L75 25L73 26L74 27V29H70L71 27H72V25L74 24L73 22ZM100 21V22H101ZM36 22V23H35ZM39 22V23H38ZM40 22H42V24L43 25H45V23H46V27L45 26H42L41 25V27L39 26L40 25ZM13 23V24H14ZM22 23V24H21ZM30 23V24H29ZM37 23L39 24V25H37ZM72 23V25H71V27L70 28H68L69 26L67 25V24H71ZM10 24V25H9ZM21 24V25H20ZM33 24V25H32ZM30 25V26H29ZM49 25H52V26H49ZM58 27V28H60L61 26H62V28H60V31H59V29H57L58 31H56V29L55 28H57L56 26ZM64 25L66 26V27H64ZM29 26V27H28ZM31 26H35V28H37V29H34V28H31ZM5 26H3L2 27V24H1V27L0 28H2V29H4V28H6ZM11 27V26H10ZM47 27H48V29H49V27L50 28H53L55 31H53V30H51V29H49L50 31H51V33H53V34H51L50 33V31H48V29H47ZM67 28V29H65L64 31H63V29L64 28ZM75 27L76 28H78V29H75ZM107 27V28H106ZM40 28H45V29H43V31L42 30H40ZM31 29V30H30ZM102 29V31H100ZM1 30V29H0ZM34 30H36V31H34ZM41 32H40V31ZM71 31V32H69V31ZM76 30V31H75ZM98 30V31H97ZM126 30H128V31H126ZM38 31H39V38H38V36L37 35H35L36 33H38ZM47 31V32H46ZM53 31V32H52ZM62 31V32H61ZM68 31V32H67ZM74 31V32H73ZM100 31V32H99ZM21 32V33H20ZM17 33H19V34H21V35H18ZM33 33V34H32ZM43 33H50L51 34V36H53L54 34H56V35H59L60 34V36L57 38L55 35H54V38L53 37H51V36H48L49 34H47V35H45V36H47V37H45L44 35H43ZM99 33H101V34H99ZM3 34V35H2ZM61 34H62V36H61ZM98 34V35H97ZM104 34V35H103ZM17 35H18V37H17ZM30 35H32V36H30ZM41 35V36H40ZM42 35H43V37H42ZM64 35V36H63ZM80 35H83V36H81L80 37ZM102 35V36H101ZM127 35V36H126ZM10 36V37H9ZM20 36V37H19ZM21 36H23V37H21ZM37 36V37H36ZM10 39V40H8V38ZM31 37V38H30ZM80 37V38H79ZM83 37V38H82ZM92 37V39L91 40H89L90 38ZM94 37V38H93ZM99 37V38H100ZM122 37V38H121ZM17 38H22V39H20V41H18L17 42ZM37 38V39H36ZM42 38V39H41ZM57 38V39H56ZM18 39V40H19ZM23 39H26V41H24ZM40 39V40H39ZM56 39V40H55ZM119 39V40H118ZM125 39V40H124ZM14 42V43H16V44H14L12 41ZM37 40H39V42H37ZM46 40H48V41H46ZM118 40V41H117ZM21 41H23V42H26V43H21ZM234 42L233 44H234V46L235 47H233V50L234 51H232V47H231V45H233V44H231V43H229V42ZM8 43V42H11V44H13V45H15V46H13V45H10L9 43V47H11V50H12V52H10L9 50V48H7L8 47V45H5L4 43ZM19 42H20V44H19ZM41 42V44H39ZM84 44H83V43ZM121 42L123 43V45H121V47H119L120 45L118 44V43H120L121 44ZM90 43V44H89ZM235 43H237V44H235ZM22 44V45H21ZM27 44V45H26ZM18 45H20V48H18L19 46ZM38 45V46H37ZM91 45V46H90ZM119 45V46H118ZM230 45V46H229ZM7 46V47H6ZM12 46H13V48H12ZM22 46V47H21ZM26 46V47H25ZM36 46V47H35ZM40 46H44L43 48H39ZM229 46V47H228ZM25 47V48H24ZM237 47L239 48V49H242L243 50V53L245 52V55L242 53V51L241 50H239V49H237ZM18 48V49H17ZM115 48H116V50H117V48H119L117 51L115 50ZM204 48H207V49H204ZM225 48H227V49H225ZM230 48V49H229ZM2 49H4L5 51H7V52H5V51H3ZM15 49H17V50H15ZM52 49V50H51ZM85 49V50H86ZM121 49V50H120ZM124 49V50H123ZM131 49L133 50V51H135V53H138V54H133L132 52L133 51H131ZM202 50L203 51V49L205 50L204 52H205V54L207 55V56H209V57H211L210 56V52H212V54H213V52H214V54H216L215 56L214 55H212V58H214V57H217V59H219L218 61L217 60H215V58L214 59H209V57H207L205 54H204V52H202V51H200V50ZM213 50V51H210V50ZM219 49V51H217ZM14 50V51H13ZM31 52H30V51ZM114 50L116 51V52H114ZM194 50V51H193ZM198 50V51H197ZM226 50V51H225ZM230 50V51H229ZM236 50L238 51V55L237 54H234L235 52H236ZM4 53H3V52ZM9 51V52H8ZM118 51H119V53H118ZM120 51H121V53H120ZM139 51V52H138ZM189 51V52H188ZM208 51H210V52H208V54H207V52ZM222 51L224 52L225 51V53L223 54L222 53ZM229 51V52H228ZM240 51V52H239ZM116 54V55H113L114 53ZM228 52V53H227ZM66 53H68V54H66ZM140 53V54H139ZM186 53H189L188 55H189V59H188V55L186 54ZM203 53V54H202ZM210 53V54H209ZM227 53V54H226ZM237 53V52H236ZM249 53H251V54H254L253 56H255L256 58H258L259 56L257 55V53L259 54V55H261L262 57L261 58H259V61L255 58V57H253L254 59H255V61L257 60L259 63H257V64H260V61H262L261 62V64L259 65V66H257L256 67V65H255V67L258 69V71L260 70V72H257V69L255 68V71H253V74L255 73V74H257V77H255L254 76V78H251L250 76H248V73L250 72V71H252V69L250 70L249 68H248V66L249 67H251L252 68V66H254V65H248L247 67L245 66V67H243V64H242V61H244V59H246L247 57H252V55L251 54H249ZM260 53H262V54H260ZM65 54V55H64ZM70 54H72V57H71V55ZM83 54V55H84ZM194 54V55H193ZM200 56H199V55ZM226 54V55H225ZM229 54H230V56H229ZM232 54V55H231ZM234 54V55H233ZM242 56H241V55ZM258 56H256V55ZM51 55V56H50ZM70 55V56H69ZM82 55V56H83ZM118 55V57H116ZM184 55H186V56H184ZM192 55V56H191ZM196 55V56H195ZM225 55V56H224ZM240 55V56H239ZM246 55H250V56H247L246 57ZM127 57L126 59L124 58H122V57ZM132 56H133V58H132ZM195 56V57H194ZM48 57L50 58V59H48ZM70 57V58H69ZM121 57V58H120ZM131 57V58H130ZM183 57V58H182ZM186 57V58H185ZM219 57V58H218ZM228 57H230V58H228ZM54 58H55V60H59L60 62H59V64H57V63H55L54 61ZM72 58V59H71ZM128 58H130V59H128ZM191 58V59H190ZM227 58H228V63L227 64H231V66L229 67V66H225L226 68H223L222 66H221V64L222 65H224V63H226L225 61H227ZM232 58H235V59H232ZM124 61H123V60ZM127 59H128V61H127ZM248 59V58H247ZM252 59V58H251ZM254 59H252V60H254ZM48 60H49V62L51 61V60H53L52 62H51V64L50 63H48L47 64V62H48ZM66 60V61H65ZM138 62H136V61ZM229 60H230V62H229ZM248 60H250V58L248 59ZM248 60H246L247 61V63H245V64H249L248 63ZM16 61V62H15ZM115 61V60H114ZM117 61H115V63H118ZM131 61V62H130ZM135 61V62H134ZM169 62V64L167 63V62ZM220 61H222V62H224V63H220ZM239 61H240V63H241V65H238V67L236 66L238 63H239ZM251 61V60H250ZM249 61V62H250ZM255 61H252V63H255ZM65 62V63H64ZM146 62V63H145ZM155 62H157V63H155ZM160 62V63H159ZM192 62H194V63H192ZM215 62V63H214ZM219 64H218V63ZM45 63L47 64V66H49L50 65V67L52 66L53 68L50 70V69H48L47 67V70H48V72L47 73H50V74H48V76H47V73L45 72V71H47L46 69H45ZM135 63H137L136 65H135ZM141 63V64H140ZM148 63H150V64H148ZM202 63H203V65H202ZM212 63H214L215 65H213ZM239 63V64H240ZM251 63V62H250ZM251 63V64H252ZM55 64L57 67H55L56 68V70H59V71H56V70H53V69H55L54 68V66L53 65ZM61 64V65H60ZM119 64H121V63H119ZM133 64V65H132ZM175 64V65H174ZM186 64V65H185ZM190 64H192V65H190ZM194 64V65H193ZM199 64V65H198ZM218 64V66H216ZM226 64V65H227ZM232 64H236L235 65V67H234V65H232ZM67 65H69V66H67ZM135 65V66H134ZM149 66L150 67V69L151 70H153V71H151V70H149V67H146V66ZM172 65V66H171ZM173 65H174V67H173ZM178 65V66H177ZM180 65V66H179ZM200 65H202L203 67H204V65H205V68H206V66H207V69H205V68H201L200 67ZM210 65V66H209ZM64 66H67V68L66 67H64ZM130 66V67H131ZM154 66H155V68H154ZM158 66V67H157ZM189 66V67H188ZM198 66V67H197ZM215 66H216V72L214 71V69H215ZM262 66V68H260ZM63 67H64V69H63ZM71 67V66H70ZM161 67V68H160ZM169 67V68H168ZM171 67H173V68H171ZM175 67H176V69H175ZM222 67V70H224V72L220 69ZM37 68V69H36ZM41 68V69H40ZM143 68H141V69H143ZM157 68H159V69H157ZM183 68V69H182ZM189 68V69H188ZM200 68H201V70H200ZM219 68V69H218ZM232 68H233V70H232ZM236 68V69H235ZM246 68V69H245ZM247 68H248V70H250L249 72H246L247 71ZM77 69H78V67H77ZM156 69H157V71H156ZM162 69V70H161ZM173 69V70H172ZM178 69H180L179 71H178ZM182 69V70H181ZM194 69V70H193ZM227 69H229V70H227ZM254 69V68H253ZM16 70H19V71H17L16 73H18L19 75H17L16 73H15V71ZM54 71V74H53V71ZM144 70V71H145ZM177 72V73H175L174 74V72L175 71ZM211 70H213V71H211ZM219 70H221V71H219ZM242 70H243V72H242ZM7 71H8V73L10 74V77H13L14 75L13 74H16L13 78H10L9 79V74H6L7 73ZM14 71V72H13ZM20 71H22L24 74H22ZM27 71V75H26V72ZM51 71V72H50ZM55 71H56V73H55ZM67 71V72H66ZM142 71V70H141ZM185 72V74L187 75L186 77H185V74H183L184 72ZM200 71H202V73L199 72ZM209 71V72H208ZM220 73H222L223 72V74H220ZM227 71V72H226ZM239 71L240 72V74H238L237 72ZM28 72L30 73V74H28ZM57 72H59V73H57ZM63 72V73H62ZM64 72H66V73H64ZM149 72H150V74H152V75H150L151 76V78L149 79ZM155 72H157V73H155ZM163 72V73H162ZM197 72V73H196ZM210 72H212V73H210ZM5 73V74H4ZM13 73V74H12ZM46 73V74H45ZM161 73V74H160ZM178 73H180V74H178ZM206 73V74H205ZM229 73H231V74H229ZM236 73V74H235ZM263 75H262V74ZM12 74V75H11ZM59 74V77L57 76ZM60 74L62 75L61 76V78H60ZM158 75V76H154V77H152L153 75ZM161 76H160V75ZM162 74H165V77H164V75H162ZM169 74V75H168ZM198 76H200V79H199V76L197 77L196 75ZM210 74V75H209ZM238 74V75H237ZM250 74H252V72H250ZM249 74V75H250ZM253 74L251 75V76H253ZM259 74H260V76H259ZM6 75V76H5ZM24 75V76H23ZM44 75V76H43ZM50 75H55V77L58 79H56L54 76H50ZM66 75V76H65ZM166 75H168V76H166ZM183 75H184V77H183ZM191 75V76H190ZM193 75H195L194 77H193ZM244 75H245V77H244ZM7 76H8V78H7ZM18 76V77H17ZM20 76H22L23 78H21ZM31 77V80H29L30 78H27V77ZM33 76V77H32ZM34 76H36L35 78H34ZM49 77V78H47V77ZM190 78H189V77ZM223 76H224V78H223ZM247 76L249 77V78H247ZM43 77V79H45V78H47V82H46V80H45V82H44V80L43 79H41ZM55 79H54V78ZM65 79H64V78ZM156 77V79H158V80H155V81H157V82H159L160 84H161V82L160 81H162V83L164 82V79H165V81H166V79L168 78V80L169 81H166V82H164L160 87H159V84H157V83H155V81L154 80H152V78H155ZM235 77V78H234ZM239 77V79H237L236 80V78H238ZM7 78V79H6ZM14 78H17V79H14ZM19 78H20V80H19ZM25 78V79H24ZM36 79L35 81H33V79ZM63 78V79H62ZM69 78H70V74H69ZM160 78V79H159ZM164 78V79H163ZM186 78V79H185ZM187 78H188V82H187ZM209 80V82H205V81H203V79L204 80ZM247 78V79H246ZM22 79H24L23 81H21ZM26 79H28V80H26ZM51 79H53V80H51ZM59 79H61V80H59ZM161 79H163V80H161ZM185 79V80H184ZM194 79V80H193ZM3 80V81H2ZM15 80H17V81H15ZM51 80V82L53 81V83H54V85H51L52 83L51 82H49ZM57 82H56V81ZM67 80V81H66ZM172 80H174L173 81V83H171L172 82ZM190 80V81H189ZM198 80V82H196ZM230 81V82H227V81ZM233 82H232V81ZM239 80V81H238ZM242 80V81H241ZM7 81V82H6ZM21 82V84H20V82ZM25 81V82H24ZM33 82V85L32 84H27L28 82L29 83H32ZM40 81H41V84H42V81H43V85H48V87H47V85L46 86H44L43 87V85H41V84H39L40 83ZM65 81V82H64ZM72 81V82H71ZM75 81H74V83H75ZM185 81V82H184ZM194 81L196 82V84L197 85H195L194 84V86L196 87V92H195V88H194V86H193V83H194ZM238 81V82H237ZM263 82V87H262V84L260 83H257V82ZM15 82V83H14ZM38 82V83H37ZM66 82H71V83H69V84H71L74 88H72L71 86V88H69V91L67 90V88L69 87V86H67V85H69V84H67ZM150 82V83H151ZM190 82H192V85H191V83ZM217 82L218 84L216 85L215 83ZM227 82V83H226ZM3 83H5V85H1V84H3ZM19 83V84H18ZM24 83H25V85H24ZM46 83V84H45ZM73 83V84H74ZM78 83V84H77ZM170 83H171V85H170ZM248 83V88L250 89V91H252V92H255V90H254V87H251L250 85L251 84H249ZM14 84V85H13ZM27 84V85H26ZM37 84L39 85V86H37ZM51 86H50V85ZM58 84V85H57ZM65 84H67V85H65ZM151 84V85H152ZM181 84V85H180ZM187 84V85H186ZM204 84V85H203ZM221 84H224V83H221ZM259 84V85H258ZM7 85V86H6ZM10 85V86H9ZM17 85V86H16ZM29 85H31V87L29 86ZM40 85L42 86V88L41 89H39L40 91L41 90H43L44 88L46 89V87L47 88H49L50 89V91H51V88L54 86H56V91L57 92H55L54 93V88H52V92H53V95L55 94L56 96H57V98H58V100H61L62 101V105L60 106V104H61V101H57V100H55V99H53V97H55V95L54 96H52V95H48L49 97L50 96H52V99H51V97L49 98L51 101H55L54 102V104L56 103L57 105H55V106H53L54 104H53V102L51 103V102H46L45 103V101L43 100V98H42V96H38L39 94H41L42 92V94H44V91H46V92H49L47 89L46 90H43L42 92H40L39 91V93H38V95H36V91L38 90L37 88H40ZM65 85V86H64ZM150 84L148 85V86H151ZM186 85V86H185ZM188 85H190L191 86V88H190V86H188ZM217 87H219L218 89L219 90H217V91H222L221 93H222V95H220L221 93H218L220 96L218 97V94H217V91L216 90H212V87L213 88H215L216 86ZM235 85V86H236ZM258 85V86H257ZM19 86H21V87H19ZM27 86H29V87H27ZM64 87V89L62 90V88ZM67 86V87H66ZM154 86H152V87H154ZM181 86V88L182 87H184V88H182V89H180L179 87ZM187 86L189 87L188 88V90H187ZM198 86L201 88H198ZM204 86V87H203ZM209 87L210 89H211V91L212 92H214V93H216L215 95H217V97L216 98H220L221 96H223V97H221L220 98V100L219 99H217L219 102V104L217 103L216 105H217V107H219L220 108V106L222 105V109H219L217 112L215 111V109L217 110V108H215L216 106H215V104H214V106H212L213 104L211 103V101H210V98H212V101H214V102H217V100L214 98L215 97V95H213L214 93H210L211 91H209L208 89V94H209V102L207 103L206 102V100L208 101V99H206V100H203L204 99V97H208L207 95V90H206V87ZM228 86H230V85H228ZM5 87V88H4ZM9 87V88H8ZM11 87H13V88H11ZM51 87V88H50ZM60 87H62V88H60ZM65 87H66V89H65ZM76 87V88H77ZM193 87V88H192ZM217 87L215 88V89H217ZM8 88V89H7ZM16 88V89H15ZM154 88H156V87H154ZM197 88L198 89H200L199 90V92L200 91H202V93H203V90L204 91H206V94H205V92L203 93L204 94V97H202L201 95H202V93L200 92V96L198 97V98H203L202 100L201 99H199L198 100V102H199V104L202 102V101H204V102H202L201 103V105H199L198 103H197V101L195 102V100L193 99L195 96H198L199 94V92L197 91ZM252 88V89H251ZM263 88V89H262ZM30 89V90H29ZM35 89H37L36 91H35ZM193 90L194 89V92L196 93V94H198V95H193L194 94V92H192V93H190V90ZM3 90H5V91H3ZM23 90V91H22ZM66 90H67V92H66ZM183 90V91H182ZM2 91H3V93H2ZM14 91V92H13ZM32 91V92H31ZM61 91V92H60ZM180 91H182V92H180ZM189 92V94H188V92ZM227 91H228V93H227ZM230 91V92H229ZM259 91V90H258ZM16 92V93H15ZM31 92V93H30ZM33 92H35V93H33ZM38 92V91H37ZM52 92H51V94H52ZM58 92H60V93H69V94H67L66 96H65V94L63 95V96H65L66 98H64L63 96V98H61V96L58 94H56V93H58ZM173 92V93H172ZM198 92V93H197ZM11 93H12V95H11ZM18 93V94H17ZM26 93V94H25ZM29 93H30V95H29ZM33 93V94H32ZM170 95H169V94ZM175 93V94H174ZM180 93V94H179ZM182 93H183V95H182ZM3 94V95H2ZM27 94H28V96H27ZM61 94V95H62ZM161 94H163V96L161 95ZM167 94V95H166ZM191 94H192V96H193V98L191 99L190 97H192L191 96ZM33 95V96H32ZM34 95H36L37 97H39V99H40V101H39V99L36 97V96H34ZM174 95H176L175 97H172V96H174ZM206 95V96H205ZM19 96V97H18ZM21 96H23V98L21 99L20 97ZM25 96H27V97H25ZM30 96V97H29ZM45 96H46V94H45ZM45 96H43V97H45ZM59 96H60V98L61 99H59ZM68 96V97H67ZM70 96V97H69ZM167 98H166V97ZM184 96V97H183ZM187 96V97H186ZM171 97H172V99H171ZM177 97V102H176V100H175V98ZM227 97V96H226ZM225 97V98H226ZM228 97V98H229ZM233 97V96H232ZM231 97V98H232ZM17 100H16V99ZM30 98V100L31 99H33V101L31 100V102H33V103H30L29 101L30 100H28V99ZM46 98V97H45ZM160 98V99H161ZM188 98L190 99V100H188ZM197 97H195V99L197 100L198 99ZM11 99H13V100H11ZM19 99V100H18ZM73 99V98H72ZM76 99V98H75ZM165 99H168V100H165ZM214 99V100H213ZM10 102H8V101ZM27 100H28V103H27ZM35 100H36V102H38L39 101V103L40 104H44L43 105V107H42V105L40 106V104H38L40 107H39V109H41V110H44V111H47V112H44L43 111V115H45V117H46V120H47V122H43L41 119H40V113L42 114V112L39 110V109H37L38 108V105L35 103ZM74 100V99H73ZM201 100V101H200ZM231 101L230 102H232V100H233V102H234V99L232 98V99H230ZM44 101V102H43ZM166 101H169V102H167L166 103ZM178 101H180L181 102V104H179L180 105V107H181V105H182V109H184V113H183V110H180V108H179V106H176V104L178 103ZM224 101V102H223ZM16 102H17V105H16ZM21 102V103H20ZM58 102V103H57ZM65 102H67L68 104V106L66 105V104H64ZM74 102H75V104H74ZM74 102L72 101L71 103V105H73L74 107H72L71 106V108H74V110H71L70 109V111H75L76 112V110H78L79 108H77L78 106H79V102L80 101H78V102H76V100H74ZM176 104H175V103ZM185 102V104L187 103V107H184V106H186V105H184L183 103ZM222 102H223V104H225V105H223L222 104ZM226 102V103H225ZM246 102V101H245ZM7 103H8V105H9V107H8V105H7ZM23 103V104H22ZM49 105H48V104ZM76 103H77V106H76ZM196 103V104H195ZM235 103V102H234ZM253 103H251L252 105H254ZM5 106H4V105ZM19 104V105H18ZM22 104V105H21ZM27 104H29V106L27 105ZM34 106V107H36V105H37V108H34L32 105ZM45 104H46V106H45ZM52 104V105H51ZM161 104V105H162ZM167 104H169V105H167ZM193 104V105H192ZM206 104V105H205ZM210 104H212V105H210ZM221 104V105H220ZM3 105V106H2ZM13 107H12V106ZM24 105V106H23ZM31 105V106H30ZM59 105V106H58ZM65 105H66V109H62V108H65ZM174 107V110H172L173 108H172V106ZM178 105V104H177ZM202 105H203V109H201V111H203V113L205 114V115H207L206 117H205V115H203V114H201V118L203 119V117L202 116H204L205 118H207V121H208V119L209 120H211L210 119V117L212 116L213 117V119H218L217 117L219 116V118L221 119V122L219 121V119L218 120H216V123L218 124V129H220V131L218 132L217 130L216 131H213L214 133H211V131H210V127H212V123L210 122V123H207V124H209V125H207L208 127H206V119L204 120V122H205V124H202L201 122H203L202 121V119H200V116L199 117H197V116H195V115H197V114H195L194 116L192 115L193 114V112L195 111L196 113H198V111L199 112H201L200 110H199V108H201L202 107ZM210 105V106H209ZM256 105L258 106V107H256ZM7 106V107H6ZM17 106H18V108H17ZM45 106V107H44ZM51 106V107H50ZM188 106H191V107H188ZM197 106V108H194V111H193V107H196ZM201 106V107H200ZM212 109V107H214L212 110L214 111H212L209 107ZM250 106V107H249ZM5 107H6V109H5ZM14 107H15V109H14ZM48 107V108H47ZM58 107V108H57ZM60 107V108H59ZM77 109H76V108ZM170 107H171V110H170ZM209 109V111H208V109ZM232 107H233V104H232ZM3 108V109H2ZM16 108L18 109V110H16ZM21 108V109H20ZM23 108L24 109H27V113L26 114H24L25 113V111L23 110ZM32 108V109H31ZM55 108V109H54ZM57 108V109H56ZM188 108V110L191 108V110L193 111V112H190V114H189V111H185V109H187ZM224 108H227L228 110L227 111H229V110H231V111H235V113H237V115H235V113H230V114H232V116L233 117H238L239 119H240V117L239 116H241L242 118H244L245 119V115L247 114H249V119H250V123L251 124H255V125H253L254 126V129L253 130H249V129H251L250 127V125L251 124H249V121H246V119H245V121L243 122V124L241 125L242 127L243 126H245L246 125V123H247V126L249 127V129L245 126V128L243 127H241V126H239V125H237V123L236 122H239L237 119H236V122H234V120H233V117L231 116V119H228V116H230V115H226V117L224 116L225 115V113L227 112ZM14 109V110H13ZM31 109V110H30ZM33 109H34V111L36 112H34L33 111ZM51 109V110H50ZM161 109L159 110L160 112H161ZM178 109L180 110V112L181 113H183L184 115H186L183 119L181 118V119H178V118H180V117H182V114H181V116H178V115H180L179 114V111H178ZM196 109H198V111L196 110ZM238 109H243V111H241V110H238ZM3 110V111H2ZM8 110V111H7ZM9 110H12V111H10V113H13V118H17L18 120H19V118H20V122L17 120V119H14V120H10L11 118H12V116H10L11 114H9ZM22 110V111H21ZM49 110L51 111V112H53V110L55 111L56 110V112H57V114L59 115L58 116V118L57 117H54L55 116V112H54V114L52 113V117L54 118H51V116H48L50 113H48L49 112ZM170 110V111H169ZM210 110H211V112H210ZM221 110H225L224 112L225 113H223L222 115H221V113L223 112V111H221ZM237 110L239 111V112H237ZM258 110H260V109H257V113L258 112H260V111H258ZM4 111H6L7 113H4ZM19 111V112H18ZM24 111V112H23ZM33 113V116H32V113ZM221 111V112H220ZM240 111L241 112H243V113H245V114H241L240 113ZM251 111V112H250ZM21 112H23V113H21ZM73 112H71V113H73ZM175 112H177V113H175ZM194 112V113H195ZM218 112H220V114H218ZM256 112V111H255ZM264 112V111H263ZM261 113L262 115H264V113ZM22 115H21V114ZM46 113H48V115H46ZM163 113H159L161 116H163ZM171 113V114H170ZM187 113V114H186ZM192 113V114H191ZM202 113V112H201ZM208 113V114H207ZM257 113H256V115H257ZM20 114V115H19ZM28 114V115H27ZM30 114H31V116H30ZM35 114H38V115H35ZM62 114V115H61ZM188 114H189V116L191 117H188ZM227 114H228V112H227ZM239 114V115H238ZM3 115H6V116H4V118H3ZM16 115V116H15ZM171 115H173L172 117H171ZM175 115V116H174ZM183 115V116H184ZM200 115V114H199ZM216 115H218L217 117H214V116H216ZM244 115V116H243ZM246 115V116H247ZM15 116V117H14ZM24 116V117H23ZM57 116V115H56ZM164 116V117H165ZM209 116V117H208ZM224 116V117H223ZM259 116H261V115H259V113H258V116H257V120H258V117ZM23 117V118H22ZM160 116L158 115V118H159ZM177 117V120L175 119V118ZM193 117H195V118H193ZM196 117H197V119H196ZM3 118V119H2ZM10 118V119H9ZM12 118V119H13ZM21 118H22V120H21ZM59 119V120H57V119ZM62 118V119H61ZM166 118V117H165ZM174 118V119H173ZM230 118V117H229ZM246 118H248V117H246ZM262 118H263V121H262ZM25 119V121H29V122H27L28 123V126H29V124H32L30 127H28L29 129L32 127V130L34 129V127L33 126H35L36 128H38V129H36V130H40V128H39V126H38V124L37 123H35L34 121H32V119L30 118H28L29 120H26ZM159 119H161V117L159 118ZM171 119H173V122L174 123H172L171 124ZM192 119H193V121H192ZM195 119V120H194ZM199 119L201 120V122L199 121ZM228 119V120H227ZM235 119V118H234ZM260 119H261V123H259L258 125H262L263 123H264V117L263 116H261V117H259V121H260ZM6 120H7V122H6ZM9 120L10 121H14V123H15V120H16V125L15 126H13L14 124H12L11 122H10V125L8 124V125H6L7 123H9ZM45 120V119H44ZM45 120V121H46ZM48 120H51V121H49L48 122ZM58 122H57V121ZM179 120H181V121H179ZM187 120V122L185 123V126H184V122ZM243 120V119H242ZM242 120H241V122L240 123H242ZM248 120V119H247ZM251 120L253 121V122H251ZM5 121V122H4ZM162 121H163V118H162ZM165 121V122H166ZM190 123H189V122ZM192 121V122H191ZM220 123H222V122H224V123H222V125L221 124H219V122ZM233 122V123H231V125H229V122ZM17 122H19L20 124H17ZM32 122V123H31ZM42 122L44 123V124H42ZM61 123V125H62V127H64V128H57L59 131V133H57V131L56 132H53L52 130L54 129V131H55V129H56V126H59V124H56V123ZM180 122H182V123H180ZM209 122V121H208ZM246 122V123H245ZM255 122V123H254ZM22 123H23V125H22ZM188 123L190 124V127H189V125H188ZM194 123V122H193ZM198 123V124H197ZM56 124V125H55ZM65 124V123H64ZM187 124V125H186ZM202 124V125H201ZM226 124H228L229 125V127L226 125ZM235 124V125H234ZM239 124V123H238ZM27 125V124H26ZM37 125V126H36ZM260 125V126H261ZM7 126H10V130L8 129V131L7 132H10V131H13L14 129L13 128H15L16 130L14 131V132H16V133H13V132H10L11 134L10 135H12V136H10L9 134H7V132H3V129H4V127H6L5 129H4V131H6L7 130ZM13 126V127H12ZM54 126V127H53ZM178 126V127H177ZM206 127V128H209V133H208V129L206 130V128H204V127ZM231 126V127H230ZM233 126L234 127H236V129L238 130H236L235 128L233 129ZM263 127H264V125H262ZM261 126V128L259 127V129L261 130V129H263V127ZM11 127H12V129H11ZM41 127V128H42ZM46 127V128H45ZM52 127H53V129H52ZM187 127H189V129H186ZM19 128V130H17ZM25 128H27V127H25ZM240 128H242V129H244L243 131H244V133H243V131H241V129ZM253 128V127H252ZM34 129V130H35ZM56 129V130H57ZM61 129H63V130H61ZM184 129H186L185 131H184ZM229 129V130H228ZM240 129V130H239ZM23 130H24V128H23ZM22 130V131H23ZM27 130L28 129H26L25 131H23V132H21V136H23V139L25 138H27L26 140H29L28 139V137H26V136H28L27 134H28V132H27ZM31 129H30V132L32 131ZM33 130V131H34ZM47 130V131H46ZM206 130V131H205ZM213 130V129H212ZM222 130V131H221ZM234 132V133H232L231 134V132L232 131ZM249 132H248V131ZM2 131V132H1ZM46 131V132H45ZM170 131V132H169ZM191 131V130H190ZM195 130H193V132H194ZM201 131V132H202ZM253 131V132H252ZM263 131V130H262ZM258 132V135H259V137H261L260 136V134L261 135H263L264 134V132ZM53 132V133H52ZM167 132V133H166ZM185 132H187L186 134H185ZM192 132V137H195V136H193V134L195 133L196 134V132H194L193 133ZM242 132V133H241ZM248 133L247 135H245L246 133ZM7 134V135H9V136H5V134ZM25 133H27V134H25ZM56 133V134H55ZM171 133V134H170ZM240 133V134H239ZM17 136V137H15V135ZM20 134V133H19ZM45 134H47V135H45ZM52 134H55V136H57L56 138L54 137V135H52ZM215 134V136H213ZM218 136H217V135ZM244 134V135H243ZM253 134V136L255 137V138H258V136H256L257 134H255L254 135ZM52 135V136H51ZM178 137H176V136ZM185 135V136H184ZM204 135V136H203ZM208 136V137H206V139H205V136ZM231 135V136H230ZM238 137H237V136ZM5 136V137H4ZM20 136V135H19ZM20 136V137H21ZM25 136V137H24ZM29 136H31V133H30V135ZM34 136L32 137V138H34ZM62 136V135H61ZM163 136H161V137H163ZM252 136V138H254ZM264 136V135H263ZM263 136H262V138H263ZM7 137H9L10 138V141H12L13 139V141H17V142H13L12 141V143L11 142H9V138H7ZM31 137H29V138H31ZM47 137H49L50 138V140L49 139H47ZM176 137V138H175ZM189 137H191V135L189 136ZM191 137V138H192ZM211 137H210V139H211ZM224 137L223 138H221V139H224ZM231 137V138H232ZM239 137H240V139H239ZM11 138H13V139H11ZM22 138V137H21ZM243 138H245L246 139V141L247 142H245V139H243ZM262 138H260V141H262ZM35 139V138H34ZM34 139H30V140H32V141H34ZM164 139V138H163ZM168 139V138H167ZM173 139V138H172ZM237 139V140H236ZM250 139V140H249ZM7 140V141H6ZM26 140H24V142L23 143H25L26 142ZM61 141H59V143L61 144V145H63V142H62V139H60ZM169 140H168V142H169ZM241 140V141H240ZM252 140V141H251ZM264 140V139H263ZM23 141V140H22ZM22 141L19 143V144H21L22 143ZM32 141H28V143L30 142H32ZM188 141V142H187ZM196 142V143H199V142ZM200 141V142H201ZM243 141V143L241 144V142ZM253 142L252 144H251V142ZM256 141V142H255ZM7 142H9V144H12V145H9ZM35 142H36V140H35ZM58 142V141H57ZM55 140H54V144H56L57 143ZM216 142V141H215ZM14 143V144H13ZM29 143V144H30ZM50 143V144H49ZM170 148H171V144H172V146H173V148L175 149V146L176 145H174L173 144V141L171 142V140H170ZM186 143H188V144H186ZM210 143H211V141H210ZM250 143V144H249ZM7 144H8V147L10 146V147H12V146H14L15 144V147H13V149L12 148H10V151H8V148H7ZM26 144V143H25ZM34 142H33V146H34V148L33 147H30V148H33V150L35 149V146H37ZM60 144H58V145H56V146H58V148L60 147L59 145ZM212 144V143H211ZM235 144V145H234ZM238 145H240V147H238ZM247 147H246V146ZM248 145L250 146L249 148H248ZM2 146V147H1ZM3 146H5V147H3ZM27 146V145H26ZM28 146H31V144L30 145H28ZM241 146H243V147H241ZM258 145H256L255 144V146L254 147H257ZM16 147H17V149H19L18 151L20 152V153H22L23 154V156H24V158H22L21 159V156H22V154H21V156H20V154L18 153V152H16L15 150H16ZM24 147V146H23ZM182 147V148H181ZM190 147V146H189ZM245 147V148H244ZM1 148H3V150H1ZM5 148V149H4ZM15 148V149H14ZM37 148V147H36ZM37 148V149H38ZM42 148V149H43ZM57 148V147H56ZM173 148H171V151H172V149ZM180 148V149H179ZM12 149V150H11ZM27 149H29V147H27ZM26 149V150H27ZM34 150V151H39V150ZM43 149V150H44ZM52 149H54L55 150V146H53V148ZM52 149H51V146H49V148L47 149V150H44V153L41 151V152H38V154L39 155H41V153L43 154L41 157H45V155H46V151L48 152V151H50V152H52ZM30 150V151H29ZM28 151H29V153L31 152V151H33L32 149H29ZM179 150H180V152H179ZM174 151V150H173ZM172 151V152H173ZM185 151H187V150H185ZM243 151H242V154H243ZM6 152H8V153H13V154H8V156L7 157H5L7 154H6ZM50 152H48V154L50 153ZM179 152V153H178ZM252 152V153H251ZM17 153H18V155H17ZM53 153V152H52ZM52 153H50L49 154V156L50 155H54V157L56 156L55 154H52ZM186 153V152H185ZM238 154H239V152H237ZM237 153H236V156H237ZM5 154V155H4ZM45 154V155H44ZM172 154V153H171ZM180 154V155H179ZM241 154V153H240ZM241 154V156L243 157L244 156V154L242 155ZM247 154V153H246ZM173 155V154H172ZM174 155H175V152H174ZM173 155V157H175ZM262 155V154H261ZM3 158H2V157ZM9 156H11V157H14V158H12L11 159V157H9ZM18 156V157H17ZM182 156V157H181ZM232 156H234V155H232ZM240 156V155H239ZM248 156V155H247ZM255 155H254V158L256 157ZM40 156H39V158H41ZM52 157V156H51ZM58 157V156H57ZM176 157V158H177ZM238 157V156H237ZM242 157H241V159L240 158H238V160L241 162V164H243L242 163V161L241 160H243L244 161V159H245V156H244V159H242ZM252 157V156H251ZM8 158H10V160H8ZM27 158V157H26ZM186 158V157H185ZM184 157L182 158L183 160H179V162H181V161H184L185 162V159ZM235 159H237L236 157H234ZM248 158H249V156H248ZM15 159H16V161H15ZM19 159V160H18ZM43 159V158H42ZM51 159V160H50ZM202 159V158H201ZM17 160L18 161H22V163L24 164V166H22L21 164H20V166L22 167V169H25V168H23V167H26V170H22L20 167H19V171L17 170V169H15L14 171L12 170V168L9 166V164L12 166V162H13V164L15 165L16 163H17ZM27 160L28 162H29V164L27 165V161L25 162V161ZM49 163L52 165V161L54 162V160H55V163L57 164L58 163V161H59V158H57V159H53V158H49ZM58 160V161H57ZM204 160H205V158H204ZM238 160H236V161H238ZM251 160V158L248 160V161H250ZM254 160H256V158L254 159ZM253 160V157H252V161H254ZM11 161V162H10ZM21 161L19 162V163H21ZM174 161V160H173ZM176 161H178V159L177 160H175V163H176ZM187 161V160H186ZM202 162H203V160H201ZM248 161L247 162H245V163H247V167L250 165V164H252V166L250 165L249 167L250 168H254V166L255 165H253V163L254 162H252V161H250L249 163H248ZM31 162V163H30ZM178 162V163H179ZM184 162H182V163H179V164H181L182 165V167H180L181 168V173H180V177H179V175H178V173H177V176L179 177V178H181L182 177V179H184V178H186L187 176H185L184 177V175H186V174H188L187 172V169L189 170V168H187L185 165H187L188 163H184ZM239 162V163H240ZM256 162H257V160H256ZM256 162L254 163V164H256ZM4 163V164H5ZM8 163V164H7ZM48 163V165H46L45 167H46V170H45V168L43 167V170H45V172H47L48 174H49V172H51V170L53 169V167L55 166V164H54V166H50V164ZM175 163H174V165H175ZM184 163V164H183ZM236 164H237V162H236ZM249 164V165H248ZM8 165V166H7ZM19 165V164H18ZM26 165V166H25ZM181 165H179V166H181ZM184 165V166H183ZM189 165V164H188ZM238 165V164H237ZM240 165V164H239ZM258 164H256V166H257ZM51 167L52 169L50 170V168L49 167ZM176 166V168L178 167V165L176 164L175 165ZM241 167H243L242 165H240ZM15 168H16V165L14 166ZM47 167H48V170H50V171H48L47 170ZM189 167V166H188ZM249 167L247 168V169H249ZM258 167V166H257ZM10 168V169H9ZM18 168V167H17ZM259 168V167H258ZM243 169H244V173L246 174L247 172H246V167H243ZM20 170H22V171H20ZM28 170V171H27ZM253 171V173H255L254 171V169H250V171ZM25 171L26 172H28V173H26L25 174ZM182 171L183 172H185V171H187L186 172V174H184L183 175V173H182ZM251 171V172H252ZM264 170H262V172H263ZM36 172V171H35ZM42 172V171H41ZM20 173V174H19ZM32 173H31V175H32ZM65 173V172H64ZM63 173V176L64 177H66V179H67V181H66V179L65 178H63V181L65 180V182L66 183H68L69 181H68V176H65V175H67V172L64 174ZM190 173V172H189ZM235 173H237V172H235ZM253 173H250V177H252V178H255V174L254 175H252ZM13 174V175H12ZM17 174H19V175H17ZM23 174V175H22ZM241 174V173H240ZM245 174L243 175V177H242V175H239L238 173L236 174L237 176H240V177H242L241 179L243 180V182L242 181H238V179H240V177H237V179H236V177L234 176L233 178H235L234 179V181H233V183L235 182V186H237L236 188L237 189H239V192H242L243 191V189L244 188H248V185H249V183H247V182H249L246 178H249V176H245ZM16 175V176H15ZM25 175H27V176H25ZM30 175V176H31ZM35 175V174H34ZM33 175V176H34ZM50 175V174H49ZM235 175V174H234ZM1 176V175H0ZM23 176V177H22ZM33 176H31V177H33ZM48 177V176H47ZM188 177H189V174H188ZM187 177V178H188ZM1 178V177H0ZM75 178L76 179H78L77 178V176H75ZM177 178V177H176ZM178 178V180H180ZM184 179L183 180V182L185 181V180H187L188 181V179ZM251 178V179H252ZM258 178V177H257ZM264 178V177H263ZM16 179V180H15ZM29 179H33V178H29ZM75 179V180H76ZM245 179V180H244ZM250 179V178H249ZM19 180V181H18ZM74 180V178H73V181L71 180L69 183L70 184H72L73 182H75L76 183V181ZM177 180V179H176ZM257 179H255V181H256ZM13 181V182H12ZM34 181V180H33ZM190 181V180H189ZM247 181V182H246ZM253 181H254V179H253ZM254 181V182H255ZM3 182V180H1L0 179V195L1 194H6V195H9V193H10V195H9V198H13V195L11 194V191H9V193H7L8 191H7V187L5 188V187H3L4 186V183H2ZM23 182V183H22ZM183 182H176L177 184L178 183H182L181 185V187L183 188V190L185 189H187V187L188 188H190L189 187V185L190 184H188L189 182H184V183H187V184H185V185H187V187H183L184 185V183ZM236 182H238V183H236ZM240 182H242V185H241V183ZM30 183H31V181H30ZM33 183V182H32ZM31 183V184H32ZM65 183V184H66ZM68 183V184H69ZM74 183V186L75 187H73V185H70L71 187H73V190L74 189H76V184H78V183H76L75 184ZM239 183H240V186H239ZM245 183V185H244V188L242 187L243 186V184ZM257 183H259V182H256L255 183V185L257 186ZM34 184V183H33ZM68 184H66V186L68 187V189H69V186H68ZM248 184V185H247ZM3 185V186H2ZM247 185V186H246ZM18 186H20V187H18ZM48 186V185H47ZM78 187L77 188H79V185H77ZM179 186L180 185H178L177 186V188H176V190L174 189V188H172L173 190H172V192H171V195L173 194L174 196H176V197H178V198H174V197H172L171 199H177V200H179V204L177 205V207H178V209H177V207H176V209L177 210H179V211H182L183 209V214H182V212H180L181 214H182V216H183V218H185V216H186V219H187V216L189 215V212H190V206L191 205H193V200L195 201V198H197V197H200L199 199H205L207 196H208V194H207V196H205L206 194H199L198 193V195H201V196H197V194H192V197L193 198H191V199H193L191 202H192V204L189 206L190 208H189V211L186 209V208H188V205L190 204V201L188 202V201H184L183 200V198L184 199H187V198H185V197H187V196H191V190H189V189H187V192H185V193H183L184 191L182 190V188H181V191L182 192H180L179 190ZM238 186L239 187H241V188H238ZM246 186V187H245ZM3 187V188H2ZM18 187V188H17ZM44 188V187H43ZM46 188V187H45ZM45 188H44V190H45ZM49 188V187H48ZM257 188H259V187H256L255 189H257ZM51 189V188H50ZM54 189V188H53ZM72 189V188H71ZM70 189V190H71ZM80 189V188H79ZM177 189H178V191H177ZM191 189V188H190ZM242 189V190H241ZM246 189H244L245 191H246ZM41 190H43V189H41ZM43 190V192H44V194H46L45 196H43L44 194L42 193L41 194V192L42 191H40V193H38V191H36L37 193H34L36 196L39 194H41L42 195V197L41 196H39V197H41V199L43 200V203L47 200V199H45V198H50V200H51V202L53 203H55V202H57L55 205H52L55 209L56 208H58V207H55V206H57V204H58V206H59V209L57 210V211H59V210H63V209H61L60 208V205H61V203L62 202H59V200L58 199H56V197H58L57 195L55 196V195H48L49 193H50V191L48 192L47 191V188H46V192ZM72 190V191H73ZM174 190L176 191V192H174ZM5 191V192H4ZM69 191V190H68ZM75 192L77 191V190H74ZM79 191V190H78ZM190 192V194H189V192ZM244 191V192H245ZM2 192V193H1ZM259 192V191H258ZM181 193V194H180ZM192 193H193V191H192ZM3 194V195H4ZM34 194H33V197L35 198L36 196H34ZM56 194V193H55ZM189 194V195H188ZM241 194V196L242 195H244V197H242L245 201L248 199L249 201H251L250 203H249V205H244V206H246V207H248V208H245V207H243V206H238V208H236L237 206V204H239L238 202L240 201V204L242 203V201H241V197H239V201L237 202L236 200H235V203H234V200L232 201L234 204H236L234 207L236 208H234V209H232V211L234 212V211H237V215H240L241 217H243V218H240L239 220H243V225H244V228H243V225H242V229H248L250 226H249V222L251 221V227L254 225V224H256L257 226L255 227L254 226V228L252 229L251 227V229L249 228V230H251V233L253 234L254 233V235H258L259 233H261L262 232V230H263V232H264V217H263V213L261 214V216L263 217L262 219H263V222L261 221V219H259V216H260V212L261 211H259V210H255L256 209V207H259V205L260 204H256V205H254V203H255V201H254V199H253V197H254V195L252 196L251 194L252 193H248V194H250V196L247 194V195H245V193H240ZM261 194H262V192H261ZM12 195V196H11ZM47 195H48V197H47ZM178 195H181V196H178ZM184 195H186L185 197H183L182 198V196H184ZM259 195H260V193H259ZM2 196V195H1ZM194 196H196L195 198H194ZM202 196H205V197H203V198H201ZM248 197L249 196V198H246V197ZM38 197V196H37ZM37 197L35 198L36 200H38V202H39V199H37ZM38 197V198H39ZM179 197H181V199L179 198ZM209 197V196H208ZM207 197V200L204 202V205H202L201 207H204L205 206V203L206 202H208V200H209V198ZM233 198V197H232ZM235 198V197H234ZM255 198V197H254ZM1 199V198H0ZM34 199V200H35ZM40 199V200H41ZM56 199V200H55ZM190 199V200H191ZM251 199H253V200H251ZM53 200V201H52ZM177 200H173L174 202H175V204H177L178 203V201ZM187 200H189V199H187ZM247 200V202H249ZM187 205V207L185 206V204H183V202ZM197 201H198V199H197ZM200 201V203H201V200H199ZM203 201V200H202ZM212 201V200H211ZM210 201V203H211V205H213L212 204V202ZM253 201H254V203H253ZM37 202V201H36ZM42 202V201H41ZM173 202V203H174ZM183 204H181V203ZM187 202L189 203V204H187ZM40 203V202H39ZM43 203H40V204H43ZM197 203V202H196ZM232 203V204H233ZM244 203V202H243ZM198 204V203H197ZM197 204H195V206L193 205V207L191 208V209H195L196 208V210L197 209H199L200 210V208H199V206H196ZM202 204V203H201ZM200 204V205H201ZM208 205H209V202L207 203ZM206 204V206L207 207H209L208 205ZM239 204V205H240ZM245 204H247V203H245ZM250 204H252L253 205V208H254V206H255V209H253L251 206H250ZM179 205H180V207H179ZM211 205H210V207H211ZM242 205V204H241ZM258 205V206H257ZM174 206H176V205H173V208H174ZM183 206H185L186 208H184ZM205 206V207H206ZM213 206H215V205H213ZM182 207V209H180ZM198 207V208H197ZM204 207V208H205ZM222 207V206H221ZM232 207H233V205H232ZM231 207V208H232ZM260 207H263L262 205L260 206ZM259 207V208H260ZM1 208V207H0ZM213 208V207H212ZM239 208H242L241 210H242V213L241 214H239V212H238V210H239ZM246 210H245V209ZM55 209H51L50 208V210L52 211V210H54L55 211V213H57V211L55 210ZM188 211H186V210ZM202 209V208H201ZM207 209V208H206ZM248 209V210H247ZM250 209H251V211H250ZM263 209V208H262ZM49 210V209H48ZM47 210V211H48ZM253 210V211H252ZM255 210V211H254ZM1 211V210H0ZM172 211H173V209H172ZM192 211V210H191ZM240 211V210H239ZM243 211H244V213H243ZM50 211H48V213H49ZM53 212V211H52ZM174 215H172L173 217H176L177 218V216H175V213H177L178 211H176L175 209H174ZM199 212H203V210H200ZM198 211L197 212H195V210L194 211H192L191 213H190V218L193 216L194 217V213L197 215L196 216V218H198V215L200 214ZM206 211H204V216H203V213H202V217L201 218H199V219H201L200 221L201 222H203V223H201V222H199V225H198V228H197V230H196V227H197V225H196V223L193 225V228H194V226L196 225V227L194 228L195 229V231H192L193 230V228H190V226H187L189 229L187 230L186 228L187 227H185V226H183V225H185V223H183V227L182 226H180L181 228H185L187 231V233L186 232H184L185 230H183V231H181V230H179L178 228H180V227H177V226H175V224H177V223H172V222H176L177 221V219H178V222H184L183 220H181V218H177V219H174L171 215H170V219H173V221L171 220H169L168 221V224H169V222H171L172 223V226H171V224H170V229H171V232H172V230L176 233L177 232V230H179L180 232H178V233H176V236L174 237L173 236V233L172 234H170L171 232H170V230H165V232H167L166 234H167V236H165V233H164V228L165 229H168V228H166V226L168 225H166V226H163V229H161L160 230V234L162 235V231H163V236H162V238H161V240H163V238H164V236L166 237L165 238V240L167 239V237L168 236H170L171 235V237H170V239L169 240H166V242H165V240H163V241H159V242H162V243H158V246H157V244H155V243H157L155 240H153V238L155 237V239H156V236L155 235H152V236H148V238H151V239H148L147 237H142V239H140V238H137L136 236H133L134 238H131V235H134L133 234V232L131 231V233L130 232H128V227H129V224L127 225V223H125V227L127 228V232H125V231H122L123 230V225H122V227H120L121 225H120V223H119V227L117 228L116 227V225H112V226H110V227H112L111 229L113 230L114 228L113 227H115V228H117V234H119L120 235V237L118 238L119 239V242H118V240H117V238H116V233H115V236H113L114 234H112V237L113 238H109V239H105V241L103 240V241H99V240H102V239H99V240H87V238H86V240H84V238L83 237H79V236H74V235H69L70 236V238H69V236H68V234H69V232H70V234H71V232L72 231H69V232H67V235H65L64 234V232L66 233V231L68 230H66V227L67 226H65V230L66 231H64V226H63V234H62V231H61V229L60 228H62V226H56L55 224H51L49 227V229L51 230L50 232H52L51 234H49V232H47V233H45V235L44 236H46V237H49V239H46V241L45 240H42L41 239V237L43 236V233L45 232L44 231V229H43V227L42 228H39V230L40 229H43V231L44 232H42L41 230H40V232H42V233H40L39 232V230H35L36 231V235H38V233L37 232H39V234H41V235H39V236H37V240H36V237H34V239L35 240H33V238L32 239H28V241L29 242H27L26 241V239L24 240V239H22V238H18V237H16V238H14V239H12L14 236H12V237H10L9 238V236H8V234L6 233V234H4L5 232H4V230H5V228H4V230H3V228L1 227L2 226V219H1V217H0V264H47V262H49L48 264H55L56 263V261L59 263V261L61 260V263H63V264H66V263H68L67 261V259H69L70 261H69V263H71V264H76V262L78 263V264H82V262L84 261V264H86V263H88L89 261V264H91L94 260H96V261H94L95 263H93V264H96L97 263V261H98V263H99V260L101 261L99 264H102V260L103 259H105L106 260V255H108L107 256V258L109 257V259H107L106 261H104L103 260V262H106V263H103V264H107L108 262L107 261H109V262H112L113 261V259H115L114 257L113 258H111V256L114 254V253H117L116 255H118V256H120V258H118L117 257V259L118 260H116L118 263H120V264H124V263H126L127 264V262H128V260L130 261V259H131V264H133V263H135V264H157V263H161L160 261H164L165 259H162V258H166V260L164 261V263L163 264H173L174 262H175V260L179 263V264H186V260H182V259H184L185 257H186V259L187 260H190L189 262H192V260H191V258H192V256H190V254L188 255L189 257H187V256H184V258H181V259H177V257H176V255L175 254H173L174 252H179V251H181V250H179V248L181 249V248H183V247H185L186 245V243H187V241L190 239V237H191V240H189V244L187 243V245H191L190 247H192V248H194L193 246H196V244L198 243L199 244V246L200 245H206L207 243H204V240H205V242H207L208 240H209V236L213 233V230H214V226L216 227V230H217V232H218V229H222V228H224L225 227V225H224V227L222 226L221 228H219L218 226H219V224L218 223H221V225H222V223L223 222H221L220 220H218L217 218H219L218 216H217V218L216 217H214V220H213V216L212 215H209V213H208V215L207 216H205L206 215V213H205ZM241 212V211H240ZM248 212H251V213H249V214H246V213H248ZM255 212L257 213V214H255ZM54 212L52 213L53 214V216L55 217V214ZM61 213V212H60ZM0 214H2V212L0 213ZM47 214V213H46ZM50 215H51V213H49ZM59 214V213H58ZM61 214H63V213H61ZM181 214L179 215V212L177 213V215H179V216H181ZM184 214H186V215H184ZM244 216H243V215ZM232 215V214H231ZM248 215V216H247ZM258 215V216H257ZM52 216V215H51ZM57 216H59V215H57ZM57 216L54 218V220L57 218ZM181 216V217H182ZM210 216H212V217H210ZM256 216H257V218H256ZM260 216V217H261ZM60 218L62 217V215L61 216H59ZM192 217V220L193 219H196L195 217L193 218ZM208 218V221L209 220H211L210 222H208V223H211L212 221H213V223L214 224H212L213 226L211 227V228H213V230H211L212 231V233H211V231L210 230H206V228H203L204 226H202V225H206V224H204V223H207L206 222V220H205V218ZM221 217H222V215H221ZM224 217V216H223ZM231 216H229V218H230ZM232 217H234L236 220H237V217L238 216H234V215H232ZM231 217V219H234V218H232ZM246 217H248V218H246ZM252 217V218H251ZM182 218V219H183ZM239 218V217H238ZM249 218H251V220L249 219ZM59 219V218H58ZM220 219V218H219ZM247 219V220H246ZM248 219L250 220V221H248ZM252 219H254L253 221L255 222H253L252 221ZM256 219V220H255ZM259 219V221L261 222H259V221H257ZM176 220V221H175ZM179 220H181V221H179ZM197 221H199L198 219H196ZM203 220V221H202ZM205 220V221H204ZM216 220V221H215ZM217 220H218V222H217ZM235 220V221H236ZM244 220H245V222H244ZM190 221H191V219H190ZM190 221H187L188 222V224H186V225H192V224H190ZM195 221V220H194ZM240 221V222H241ZM247 221V222H246ZM196 222V221H195ZM253 222V223H252ZM259 222V223H258ZM75 223V222H74ZM77 223V222H76ZM200 223L202 224L201 226H200ZM217 223V224H216ZM227 223H229V225H230V222H227ZM239 223V222H238ZM258 223V224H257ZM79 224V223H78ZM173 224H174V226H175V229L174 228H172V227H174L173 226ZM224 224V223H223ZM233 225H232V227L230 228V226L227 228L228 229V233L227 232H225V233H227V235L224 233V231L225 230H227V229H225L224 231H223V233L226 235V236H224V235H222V234H220V233H218L217 235L215 234V232H216V230H215V232L213 233V235H216V236H218V239L216 240V241H218V242H216V243H213V246H214V244H215V246H217V248L216 249H213L212 247H210V249L212 248V250H214V251H212L213 252V254L215 253V252H217V251H221L222 250V248L223 247H221L220 248V246H223V245H225L226 246V244H221V243H225L226 241V239L229 237V239L231 238V242L233 241V239H234V237L232 238L230 235H228L229 234V230H231V229H233V227H234V229H237V228H240L241 227V223H239L240 225H239V227H237L238 225H237V221H236V224L235 223H232ZM263 224V225H262ZM39 225V224H38ZM41 225V224H40ZM42 225H44V224H42ZM75 226L77 225V224H74ZM80 226H81V224H79ZM178 225V224H177ZM209 225L210 224H208V225H206V226H208L209 227ZM218 225V226H217ZM220 225V226H221ZM235 225V226H234ZM237 225V226H236ZM262 225V226H261ZM45 226H48V225H45ZM54 226V227H53ZM83 227H85L84 225H82ZM118 226V225H117ZM128 226V227H127ZM228 226V225H227ZM245 226H246V228H245ZM249 226V227H248ZM58 227V228H57ZM124 227V228H125ZM177 227V228H176ZM192 227V226H191ZM203 228V230H204V232H203V230H201L202 228ZM45 228V227H44ZM119 228H121L122 230V232L119 230ZM126 228H125V230H126ZM256 228L259 230L260 229V231L261 232H259L258 233V231L256 230ZM262 228V229H261ZM36 229H37V227H36ZM47 230L46 231H48V227L46 228ZM61 231H59V230ZM84 229H86V228H84ZM108 229H110V228H108ZM110 229V230H111ZM69 230H71V228L69 227ZM119 230V231H118ZM130 230H132V228L130 229ZM198 230L203 234H201L200 232L198 233ZM223 230V229H222ZM241 230V229H240ZM7 231V230H6ZM114 231V230H113ZM206 231V232H205ZM254 231V232H253ZM54 232H56L57 233V235L60 237L61 236V238H58L57 237V235L55 234L54 235ZM121 232V233H120ZM183 232L184 233H186V234H188V232L189 233H194L193 235H191V234H189V235H187V237H188V239H187V237L186 236H184L183 235ZM208 232H210V234H209V236H207L208 235ZM262 232V233H263ZM87 233V232H86ZM114 233V232H113ZM123 233V234H122ZM127 233H129V234H127ZM159 233H157L158 235H157V237H159V236H161V235H159ZM175 233H174V235H175ZM179 233H181V234H179ZM205 233H207V234H205ZM221 233H222V231H221ZM257 233V234H256ZM261 233V234H262ZM122 234V235H121ZM131 234V235H130ZM185 234V235H186ZM264 234V233H263ZM4 235L6 236H8V237H4ZM51 235V236H50ZM65 235V236H64ZM130 235V237H128ZM183 235V236H182ZM191 235V236H190ZM213 235H212V237H213ZM222 235V236H224V237H227L226 239L225 238H223V239H225V240H222L221 241V239H220V236ZM253 235V236H254ZM54 236H56L55 238H51L50 239V237H54ZM64 236V237H63ZM66 236H68V238L66 237ZM76 237L75 239H77V240H73V238L74 237ZM118 236V235H117ZM199 236H206V237H208V240H206V238H203V240H202V242H200L201 240H199L198 239V237ZM215 236V238H217ZM264 236V235H263ZM39 237H40V239H39ZM45 237V238H46ZM73 237V238H72ZM78 237V238H77ZM90 237V236H89ZM89 237H88V239H89ZM115 237V238H114ZM122 237V238H121ZM123 237H125V239H123ZM126 237H128V238H130L132 241H130V240H128V238H126ZM173 237V238H172ZM184 239H183V238ZM197 237V238H196ZM249 237V236H248ZM246 238L245 240H249V238ZM255 237V236H254ZM257 237V236H256ZM4 238V239H3ZM43 238V237H42ZM91 238V237H90ZM120 238L122 239V240H124L123 242L122 241H120ZM145 238H147V240L148 241H154V243H152V242H147L146 241V239ZM160 238V237H159ZM193 238V239H192ZM258 238V237H257ZM7 239L9 240L8 242H7ZM44 239V238H43ZM63 239L65 240V241H63ZM83 239V240H82ZM113 239V240H112ZM115 239V240H114ZM134 239H136V240H138V243L136 242V240H134ZM179 239H183V240H186L187 239V241H183L182 240V242H181V240H179ZM198 239V240H197ZM212 240H214V238H211ZM219 239H220V241H219ZM20 240V241H19ZM23 240V241H22ZM51 242H50V241ZM53 240V241H52ZM68 240H71V242L70 241H68ZM126 240V241H125ZM177 240H179V242L177 241ZM193 240L195 241V242H197L196 244H194V242H193ZM210 241L209 240V242H213V241ZM25 241L27 242V243H29V244H27V243H25ZM34 241V242H33ZM47 241H49V242H47ZM63 241V242H62ZM68 241V242H67ZM75 241V242H74ZM173 241H174V244H173ZM177 241V242H176ZM225 241V242H224ZM228 241H230V240H228ZM22 242V243H21ZM59 242V244L62 246V249H60L61 248V246L59 245V244H57ZM76 242H77V244H79L78 245V250L77 249H75V248H73V246L75 245V246H77L76 245ZM79 242H81V245H80V243ZM135 242L137 243V244H135ZM165 242V243H164ZM183 242H185V243H183ZM215 242V241H214ZM220 242V243H219ZM23 243H25V244H23ZM71 243V244H70ZM87 243H88V245H87ZM95 243V244H94ZM150 244L152 247H154V248H150L151 246L150 245H148V244ZM152 243V244H151ZM177 243H179V245L180 244H182V245H180V246H178V244ZM190 243H193V244H190ZM221 244V245H218V244ZM23 244V245H22ZM65 244V246L68 248H66V247H64L63 245ZM84 244V245H83ZM94 244V245H93ZM164 244H170V246L168 245L167 247H165V245ZM183 244H184V246H183ZM198 244H197V247L199 248V246H198ZM208 244H210V243H208ZM207 244V245H208ZM35 245V246H34ZM84 246V248H83V246ZM93 245V246H92ZM96 245V246H95ZM98 245V246H97ZM121 245H123V246H120ZM176 245V246H175ZM193 245V246H192ZM68 246H70V247H68ZM74 246V247H75ZM81 246V248H79ZM86 246H88V247H86ZM94 246L96 247V250H95V248H94ZM101 248H100V247ZM110 247L111 246V248H112V246H114L112 249L114 250V249H116V250H112L111 248L107 251V247ZM118 246V247H117ZM125 246V247H124ZM139 246H142L141 248L139 247ZM150 246V247H149ZM173 246H175V247H173ZM183 246V247H182ZM214 246V247H215ZM218 246H219V249H221V250H217L218 249ZM36 249H35V248ZM37 247H39V248H37ZM58 247H60L59 249H57ZM94 248V249H92V248ZM104 247H105V249H104ZM139 247V251L140 250H142L140 253L137 251L138 248ZM165 247V249L164 250H168L169 252L171 251V252H173L172 254H173V256L172 257H170V256H166L167 254V252H162V250H163V248ZM174 249H173V248ZM189 247V248H190ZM197 247H195V249H198ZM51 248H52V250L53 251H51ZM65 248H66V251H64L65 250ZM86 248V249H85ZM89 248H91L90 250H89ZM99 248V249H98ZM119 248V249H118ZM120 248H122V249H120ZM147 248H148V250H151V251H149V252H147L148 250H147ZM188 248V249H189ZM192 248H190V249H192ZM200 248H202V246H200ZM199 248V249H200ZM31 249V250H30ZM64 249V250H63ZM76 251H74V250ZM79 249H80V252L78 253V251H79ZM81 249H83L84 250V252H83V250L81 251ZM98 249V250H97ZM101 249V250H100ZM124 249H126L125 251H126V253H125V251H123ZM132 249L134 250L133 251V253H131V252H129V253H131L130 255L127 253L128 251H132ZM137 249V250H136ZM185 249V248H184ZM186 249H187V247H186ZM55 250V251H54ZM60 250H62L61 252H60ZM70 250H71V253H70ZM85 250H89V251H91V250H93L94 252H96V253H94V252H90L92 255L90 256V254L87 252V254H86V251ZM105 250V251H104ZM113 251V253L111 252V251ZM194 250V249H193ZM216 250V251H215ZM22 251V252H21ZM57 251H58V253H57ZM73 251V252H72ZM112 253L111 255H109L110 254V252ZM136 251V252H135ZM5 252V253H4ZM8 252V253H7ZM54 252V253H53ZM104 252H105V254H104ZM123 252V253H122ZM144 254H143V253ZM161 252V253H160ZM170 252V253H171ZM34 253V254H33ZM39 253V254H38ZM49 253H51L50 255H49ZM61 253V254H60ZM68 254V256H67V254ZM76 253V254H75ZM102 253H103V255H102ZM107 253V254H106ZM137 253H139L138 255H137ZM160 253V254H159ZM170 253H168V254H170ZM56 254V255H55ZM66 254V255H65ZM84 256H86L87 255V257H83L82 255ZM121 254V255H120ZM122 254L124 255V254H126V255H124L123 257H121L122 256ZM163 254V255H162ZM20 255V256H19ZM54 255V256H57V258L56 257H52V256ZM78 255V256H77ZM93 255L94 256H96V258H94L93 257ZM100 255V256H99ZM115 255V256H116ZM133 255V256H132ZM137 255V256H136ZM157 255V256H156ZM186 255V254H185ZM192 255H194V254H192ZM26 256V257H25ZM30 256V257H29ZM37 256L39 257V258H37ZM48 258H47V257ZM51 256V258H53L52 260H51V258H49ZM62 256H65L64 257V259H63V257ZM67 256V257H66ZM126 256H128V259L126 258ZM129 256H131L132 258H130ZM140 256V257H139ZM141 256H142V258H141ZM28 257V258H27ZM78 257V258H77ZM88 257H90V258H88ZM133 257H135V258H133ZM138 257H139V259H138ZM160 257H162V258H160ZM167 257H170V258H172L173 259V262H171L172 260H169L168 262H170V263H166L167 262ZM60 258H62L63 259V261H62V259H60ZM83 258H85V260L83 259ZM94 258V260L93 261H91L92 259ZM102 260H101V259ZM110 258L112 259L111 261H110ZM124 258V259H123ZM126 258V259H125ZM130 258V259H129ZM137 258V259H136ZM158 258H160V261H158L157 259ZM170 258H168V259H170ZM175 258V259H174ZM29 259V260H28ZM30 259H31V261H30ZM36 259V260H35ZM42 259V260H41ZM60 259V260H59ZM73 259V260H72ZM81 259H83L82 261H81ZM89 259V261L88 262H85V261H87ZM133 259H135L134 261H133ZM154 259H156V260H154ZM47 260H49V261H47ZM64 260H66L65 262L66 263H64ZM75 260H77V261H75ZM78 260H80L81 261V263L78 261ZM123 260H124V263H123ZM139 260V261H138ZM73 261H75V263H73ZM112 262V263H117V262ZM126 261V262H125ZM154 261H155V263H154ZM181 261V262H180ZM183 261V262H182ZM138 262V263H137ZM177 262H175L176 264H177ZM61 263H59V264H61ZM68 263V264H69ZM117 263V264H118ZM129 264H130V262H128ZM174 263V264H175ZM57 264V263H56ZM110 264V263H109ZM189 264H191V263H189ZM230 264V263H229Z\"/></svg>",
    "mask_w": 264,
    "mask_h": 264
}]
</instances>
